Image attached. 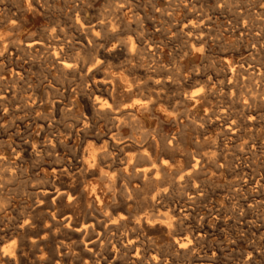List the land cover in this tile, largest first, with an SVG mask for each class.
<instances>
[{
	"label": "rangeland",
	"instance_id": "obj_1",
	"mask_svg": "<svg viewBox=\"0 0 264 264\" xmlns=\"http://www.w3.org/2000/svg\"><path fill=\"white\" fill-rule=\"evenodd\" d=\"M74 1L73 0H71V1L70 0H68V1L67 0H65V1L64 0H55V1L54 0H43V1L42 0H24V1L23 0H0V8H2V9H0V11H1L0 20L2 19L0 21V23H1L0 24V26H1L0 27V41H2V45L6 44L5 46L8 47L7 48V50H8L7 55L3 58H0V68H1L0 70L2 72L4 71L3 73L0 71V74H2V75H0V80H1L0 81L1 82L0 83V87H1L0 88L1 89L0 90V98L2 97L1 101H0V140H1L0 141V166H3L2 169L0 167V178L2 177L0 179V183H1L0 184V192L2 193V194L0 193L2 195V196L0 195V199L2 200L3 198H5L2 201L0 200V203H1L0 207H3V208H0V210L2 211V212L0 211V213H2V214H0V232L3 233V234L0 233V238H1L0 241L2 240L0 242V249L2 251V252L0 251V264H8V262H10L11 260L12 261L10 264H21L22 262H24L22 264H27V263L28 264H43V263L44 264H68V263L69 264H73V263L74 264H84V255L85 254L83 255V253H82V256H81V253H80V251L84 250L83 249L84 247L81 243V238H79V236H76L74 234V230H75L74 224L76 222L71 224V226H67V223H68L67 222V219H68L67 214L68 215L72 214L73 210H77V214H78L77 219L79 220V221H77V224L79 223L78 225H81V224L88 225L89 224L88 222H90L92 217H94L96 219H99L100 221L102 220L101 222H102L103 227H104V225L106 223H107L106 225L110 224V222L107 219H106L107 220L106 223H103L104 217L109 218V219L110 218L115 219V217L118 219L120 217L119 219H121L122 214H123L122 217H124V213L127 214L128 209H130L132 213H135L138 211L139 212L140 211H142V212L153 211V213H155V222L156 223H158V221H159L160 223H162L164 225H166V224L168 225L167 222H169V226L172 229L171 235H168L164 230H161L159 228H157L158 230H156L155 234L152 235L154 237V243H152V247H150L149 248L150 250H148V251L149 252L151 251L150 253L153 252L155 254V256H157V257H155V262H156L155 264H199V263L200 264L201 263L202 264H264V120H263L264 115H262V114H264V109H263L264 108V100H263L264 99V87H263L264 86V84H263L264 80H262V79H264V75L262 76L263 77L262 78L261 77L262 73H259V71L257 70V65H256V64L261 65L264 62V57H263V55H264V49H263L264 48V35H263V33H264V2L263 1L264 0H201V1L200 0H196V1L195 0H167V1L166 0H150V2L152 1L150 3L152 5L147 4V3H149V0H138V1L137 0H134V1L130 0L132 2L133 11L135 13L141 12L140 15L143 18L142 23L143 22L144 23L140 24L141 25V27H139L140 29L137 27L136 23H133L131 25L133 27L128 26L129 28H127V26H125V24L120 19V16H122L119 13L120 8L124 7L126 0H93V1L92 0H89V1H87V0H76V2H74ZM183 1L185 2V4L183 3ZM45 2H46V5H45ZM145 3H146V5H145ZM86 4H87L88 8L86 7ZM199 4H200V6H199ZM115 5H116V7H115ZM118 5L120 6V8ZM202 5H203V7H202ZM22 6H24V7H22ZM34 6H35V8L33 9ZM143 6L144 7L147 6V7L144 8ZM193 6H194V8H193ZM139 7H141V8H139ZM198 8L199 9L201 8V9L198 10ZM32 9H33V11H32ZM80 9H81V11H80ZM144 9H146V10H144ZM3 10L6 12L4 13ZM14 10H16L18 12L13 13ZM111 10L114 12H112ZM201 10H203V11H201ZM9 11H10L11 16L9 15ZM25 11L27 13H25ZM78 11H80V13ZM92 11H93V13H92ZM157 11H159V12H157ZM204 11L206 13H204ZM202 13L204 16L205 15L206 16L202 17L203 16ZM14 14H15V16H13ZM101 14H102V16H101ZM108 14H110V16ZM159 14H160V16H159ZM197 14H198V16H200V18L197 16ZM228 14H230V15H228ZM17 15H18V17H17ZM93 15H94V17H93ZM163 15H165V16H163ZM67 16H69V17L67 18ZM14 17H16V18H14ZM245 17H247V18L245 19ZM18 18H20V20H18ZM209 18H211L210 21H209ZM105 19L106 20L108 19L107 20L108 23L105 21ZM196 19H197V22L202 20L201 23H199V22L197 23ZM203 19L206 21V23H204L205 21ZM8 20H10L11 23H9ZM17 20H18V22H17ZM80 20H81V22H80ZM144 20H146V21H144ZM162 20H163V22H162ZM234 20H235V22H234ZM97 21H98V23H97ZM192 22H194L193 25H191ZM207 22L210 24L208 25ZM233 22H234V24L231 25ZM247 22H249V24H247ZM18 23H20L19 24L20 26L17 25ZM105 23H106V26H105ZM119 23L121 24L120 26H119ZM165 23H166V25H165ZM229 23H231V24L229 25ZM108 24H110V25H108ZM92 25L93 26L98 25V26L93 28ZM235 25H237V26H235ZM240 25H241V27H240ZM13 26H18V28L17 27L13 28ZM123 26H125V28ZM20 27H21V29H20ZM182 27L183 28L185 27V28L183 29ZM237 27H239V28H237ZM11 28H12V30H11ZM246 28H247V30H245ZM61 29H63V30H61ZM65 29H66V31H65ZM68 29H70V30H68ZM128 29L130 30V32ZM15 30H17L18 32ZM83 30L87 33H84ZM143 30H145V31H143ZM190 30H191V33H189ZM204 30H205V32H204ZM113 31H115V32H113ZM244 31L246 33H244ZM197 32L198 33L201 32V33L198 34ZM218 32H220V34ZM239 32H241V33H239ZM255 32H256V34H255ZM50 33H51L52 38L50 36ZM57 33L60 34V35H57L58 37L56 36ZM107 33H108V35H107ZM206 33H207V35H206ZM46 34H49V35H46ZM99 34H100V36H99ZM123 34L127 35V37L123 36ZM129 34L132 35V37L134 36L133 34H135V36L133 38H138V37L142 38L143 50H141V52L139 54H137L138 57H137V55H135L134 57H131V55L129 54L128 47H127V43L131 37ZM140 34L142 36H139ZM215 34H216V36H215ZM2 35H4V36H2ZM71 35H72V38L70 37ZM55 36H56V38H55ZM117 36H120L121 38L117 37ZM250 36H251V38H250ZM29 37H30V39H29ZM197 37H199L200 39ZM27 39H29V40H27ZM36 39H37V41L43 42L44 43L43 47H45V48H41L40 50L34 49V51L32 50V51L28 52V50H26V47L24 46L25 42L36 41ZM47 39L48 40L51 39V40H49V42H48ZM52 39H54L55 41ZM6 40L10 44L12 43V45H10V44L7 45L8 42ZM68 40H70V41H68ZM81 40H83V41H81ZM124 40H126V41H124ZM173 40H174V42H173ZM219 40L223 41V42H220ZM55 42L56 43L62 42V44L64 42V45H62L61 43L57 44V46L61 45L59 47H61L63 50L62 58H61V60H58V61L55 58H54L55 61L52 60L53 56L50 53V52H53V49L51 50V48H53V46L56 44ZM67 42H68V45H67ZM153 42H155V43H153ZM196 42H198V43H196ZM235 42L238 44H236ZM48 44H50V45H48ZM101 44L103 46L100 48ZM191 44L195 45V46L192 47ZM20 45H21V47H19ZM51 45H52V47H51ZM72 45H74V46H72ZM153 45H154V47H153ZM253 45L257 48H254ZM13 46H15L16 48L15 47L13 48ZM64 46H65V48H64ZM149 46H151V49L149 48ZM259 46H260V48H259ZM122 47H125V48H122ZM225 47H227V48L225 49ZM103 48L104 49L106 48V49L104 50ZM42 49H44L43 51L45 53L42 52ZM112 49L114 50V52ZM199 49H200V51H199ZM251 49H252V52H251ZM10 50L12 52L11 55H10ZM254 50H256V51H254ZM259 50L261 51V53H257V52H260ZM17 51H18V53H17ZM209 51L211 54L209 53ZM227 51L230 53H228ZM15 52L17 54H15ZM147 52L149 54H151L153 57L156 56V58H152L151 55H149ZM25 53H27L28 55ZM76 53H77V56L75 55ZM29 54H31V55L29 56ZM206 54H207V56H206ZM251 54L252 55L254 54V56H251ZM21 56H22V58L23 57L24 58L22 59ZM255 56H258L257 57L258 59ZM259 56L261 57V59L259 58ZM95 57H96V59H95ZM76 58H78L77 59L78 62H77ZM97 58L100 59V61L98 63H100L101 65L99 64L100 65L99 67L96 66L97 60H98ZM67 59L69 60L70 63L71 62H73V63L72 64L69 63V68L64 69L60 65L59 61L64 60V61H67V63H68ZM127 59H128V61H127ZM225 59H227V60H225ZM262 59H263V62H262ZM18 60H19V62H18ZM81 60H84V61H81ZM173 60H174V62L177 61V63L175 64L173 62ZM259 60H260V62H259ZM56 61L58 63H56ZM126 61L128 62V65H127ZM247 61H251V62H247ZM10 63H11V65H10ZM84 63H86V64H84ZM116 63H118V64H116ZM247 63H248V65H247ZM74 64L75 65L77 64V65L75 66ZM88 64H90V65H88ZM121 65H122V67H121ZM133 65H134V67H133ZM179 65L181 66L180 67L181 69L183 68L182 70L179 68ZM41 66H43V67H41ZM60 66L62 69L60 68ZM144 66L147 68H145ZM165 66H166V68H165ZM251 66H253V67H251ZM2 67H3V69H2ZM113 67L116 68L117 70H115ZM137 67L141 71L142 70L143 71L141 72ZM167 67H169L170 69L169 68L167 69ZM230 67L234 68L236 70V74H237L236 76H239L240 78H237L235 80L236 81L239 80L240 83H239V81L235 82V80L230 81L228 78H226L223 75L224 70L226 71L228 69H231ZM174 68H175V71H174ZM243 68H245V69H243ZM250 68H252V69H250ZM80 69H81V71H80ZM108 69H109V71H108ZM135 69H137V70H135ZM147 69H148V71H147ZM151 69H152V71H151ZM56 70L57 71L59 70V72H57ZM167 70L168 71L172 70L174 72L171 73L172 71L168 72ZM75 72H77V73H75ZM132 72H133V74H132ZM148 72H149V76H147ZM154 72H155V74H153ZM241 72L244 74H242ZM247 72L248 73L250 72L249 74H251V73L252 74L249 75ZM107 73H109V74H107ZM131 74L136 79L140 78L138 80V82L141 84V86L142 85H144V86H142V88L139 91H136L135 93H133L131 95H127V94L123 93L122 90L118 89V84H119L121 79H123V81H124L126 77L133 78ZM135 74L138 75V77H136ZM208 74H209V76H208ZM212 74H213V76H212ZM253 74H255V75H253ZM263 74H264V72H263ZM71 75L73 77L72 79H71ZM153 75H154V79H153ZM240 75H242L243 78H241ZM141 76H143V77H141ZM252 76H253V78H252ZM254 76H255V78H254ZM80 77L82 79H80ZM106 77H107V79H105ZM160 77H162V78L160 79ZM49 78H50V80H49ZM141 78H142V80H141ZM210 78H211V80H210ZM52 79H54V80H52ZM175 79H177V81H175ZM158 80H163V81H161L162 83H160L161 85L156 83ZM149 81H150V83H149ZM200 81H202V82H200ZM246 81H248V82H246ZM146 82H148L149 84ZM168 82H170V83H168ZM177 82H178V84L175 85V83H177ZM115 83H117V84L115 85ZM172 83H174V84H172ZM180 83H182V84L180 85ZM201 83H202V85H204V87L201 85ZM245 83H247V85ZM162 85L164 88L162 87ZM184 85H186V86H184ZM148 86H150V87L147 88ZM248 86L249 87L251 86L250 87L251 89ZM78 87H79V89H78ZM219 87H220V89H218ZM247 87H248V89H247ZM12 88L13 89L15 88V89L13 90ZM16 88H17V90H16ZM207 88H208V90H207ZM6 89H8V90H6ZM75 89H77V90H75ZM233 89H235V90H233ZM255 89L257 91H255ZM198 90H200L199 93H198ZM250 90L251 91L254 90L253 91L254 94L251 93ZM111 91H114V92L111 93ZM172 91H173V93L175 92V94L171 93ZM220 91H221V93H220ZM245 91H247V92H245ZM32 92H34V93H32ZM154 92L156 93L155 95L153 94ZM204 92H206V93H204ZM233 92H234V94H233ZM241 92H243V93L241 94ZM25 93H27V94H25ZM136 93H137V95H136ZM138 93L141 96H139ZM168 93H169V95H168ZM190 93L191 94L193 93V94L191 95ZM202 93H204L205 96L202 95ZM239 93L241 94V96ZM256 93H258V95ZM106 94L109 96H106ZM172 94H173V96H172ZM180 94L183 98L180 96ZM189 94L191 97H194V98L198 97V98L193 99L189 96ZM221 94H222V96H221ZM85 95H86V97H85ZM207 95L211 96L212 99L209 98V96H207ZM259 95H260V97H259ZM14 96L17 98H15ZM30 96H31V98H28ZM234 96H235V99L238 101H236L234 99ZM83 97H84V99H83ZM110 97H111V99H110ZM162 97L164 98V100ZM173 97L175 100L173 99ZM187 97H189L191 100ZM201 97L204 99H202ZM106 98H108V99H106ZM165 98L167 100H165ZM225 98H227V101H225L226 100ZM245 98H247V101L245 100ZM34 99L36 100V102ZM154 99H155V101H154ZM187 99H189V100H187ZM201 99L205 100L206 102L202 101ZM230 99H231V101H229ZM241 99H243V100L241 101ZM20 100H22V102ZM24 100H25V102H24ZM83 100H86V102H84ZM109 100H110V102H108ZM218 100H220V101H218ZM255 100H257V103H259V102L260 103L256 104ZM6 101H7V103H6ZM15 101H17V102H15ZM232 101H234V102L232 103ZM240 101L242 103H239ZM235 102L237 104L239 103L238 104L239 106ZM252 102L255 105L254 107H251V106H253ZM31 103L32 104L34 103V104L32 105ZM102 103H107L108 106L111 107L112 111L108 112V110H106V111L101 110L99 107ZM132 103L135 105L137 104L138 106L140 105L141 107L146 106L145 110L143 111L144 113L140 112V114H139V112H136V111H132L133 112L132 113L131 111L124 110L126 108V106H128L129 104H132ZM167 103H168V105H167ZM183 103L185 106L183 105ZM86 105L87 106L89 105L88 106L89 110L87 109ZM95 105H97V106H95ZM24 106H26V107H24ZM14 107L16 108V112H15ZM19 107H21V108H19ZM23 107H24V109H23ZM228 107H231V108H228ZM8 108H10V109H8ZM166 108H167V110H166ZM226 108L230 109L229 110L230 112ZM235 108L240 110L241 114ZM241 108H242V110H241ZM20 109H21V112H20ZM218 109H220V110H218ZM247 109L249 111H251V110L252 111L249 112ZM11 110H13V111H11ZM24 110H25V112H22ZM211 110L214 113H212ZM117 111L119 113H117ZM224 111H226V114ZM236 111H237V113H236ZM242 111L246 112V113L249 112V113L243 114ZM88 112H90V113H88ZM94 112H96L97 114ZM100 112L102 115L99 114ZM10 113L11 114L13 113V114L10 115ZM125 113H127V114H125ZM128 113L130 115H132V117L129 119L127 117ZM221 114L223 117L221 116ZM255 114H257V115L255 116ZM86 115H87V118H85ZM224 115H226V117ZM252 115L254 117H252ZM167 116H168V118H167ZM243 116H245V117L243 118ZM88 117H89V119H88ZM165 118H167L168 120ZM255 118H256V120H255ZM33 119H34V121H33ZM260 119H262V120H260ZM107 120L108 121L110 120V122L108 123ZM125 120H127V122ZM132 120H133V122H132ZM48 121L53 122V124L52 123L50 124ZM86 121H88L89 127L87 126L88 123ZM129 121L132 123H129ZM61 122H62V124H61ZM71 122L72 123L74 122V123L72 124ZM246 122L249 124H247ZM250 122L252 125L250 124ZM40 123H42V124H40ZM45 123L47 124V126ZM83 123L85 126L83 125ZM111 123L113 125H111ZM55 124L57 126H55ZM133 124H135V125H133ZM139 124H142V125H139ZM41 125L43 128L41 127ZM51 125H53V126H51ZM73 125L74 126L76 125L75 128ZM137 125H139V127ZM229 125L232 126V130H231V126H229ZM54 126H55V128H54ZM92 126H94V127H92ZM106 126L108 127L107 129H106ZM226 126L228 127V129L226 128ZM79 128H80V130H79ZM59 129H61V130H59ZM131 129H133V130H131ZM72 130H74V131L72 132ZM89 130L91 132H89ZM107 130L110 132H108ZM137 130L139 132L136 133L135 131H137ZM115 131L117 133H114ZM53 132H55L57 134H55V133L53 134ZM86 132H87V134H86ZM130 132H131V134H130ZM232 132H234L236 134H234ZM111 133H112V135H111ZM53 135H54V137H53ZM56 135H58L59 138ZM94 135L98 137L100 142L98 141V139ZM137 135H138V137H137ZM132 136H133L134 140H132ZM144 136H146V138ZM159 136H161V137H159ZM42 137H43V139H42ZM99 137H101V138H99ZM114 137L115 138H121L122 137L125 139L126 142H124V139H122L121 142L120 141L119 142H117V141L113 142L112 138H114ZM127 137H129L128 140H126ZM90 138H91V140H90ZM142 138H143V140H142ZM163 138L165 140H163ZM215 138H217V139H215ZM59 140H61V142ZM76 140H77V142H75ZM82 140H83V142H82ZM200 140L202 141L203 144L201 142H199ZM49 143L51 146H49ZM60 143H61V145H60ZM143 143H145V144H143ZM208 143H210V144H208ZM80 144H83V145H80ZM2 145H4V146H2ZM11 145L13 146V148L14 147L15 148L13 149ZM152 145H153V147H152ZM210 145L211 146L214 145V146L211 147ZM9 146H11V147H9ZM82 146H84V148ZM109 146H111V147H109ZM131 146H133V147H131ZM2 147H3V149H2ZM65 147H67V148H65ZM137 147L138 148H147V149L149 148L151 150V152L153 151L152 153L155 156L156 161L159 164L163 163L165 165V168L162 170V172L158 178V181L157 182L155 181V183H156L155 184V187H156L155 193L158 191V192H161V195H162V196L160 195L159 197H155V199H156L155 200V206L156 207H148L144 203L145 198L149 197L150 196L149 194L152 191L151 185H149V186L147 185L146 187L144 186L143 188L142 187L139 188L137 191L134 192V195H133L134 197H133V199H131L132 201L128 204L129 207H128V205L123 206L125 204L124 199H123L125 197L124 196V190L122 187V178H123L122 177V175H123L122 170L124 169V157H125V154L134 151ZM167 147H168V149H167ZM201 147H202V149H201ZM231 147H232V149H231ZM42 148H44V150H42ZM101 148H103V149H101ZM128 148H129V150H128ZM130 148H132V150ZM163 148L164 149L166 148V149L164 150ZM19 149H20V151H19ZM39 149L41 151H39ZM50 149L52 151L54 149L53 153L54 152L55 153L53 154ZM63 149L64 150L69 149V151L68 150L63 151ZM48 150H50V151H48ZM94 150L97 153H95ZM173 151H175V152L172 153ZM79 152H80V154H79ZM101 152H103V153H101ZM107 152L110 155L107 154ZM175 153H177V156ZM69 154L72 156L74 155V156L72 157ZM93 154L98 155L96 158L98 159L99 163L95 167L96 172L94 174L88 175L87 174V167L92 163V160L94 159ZM119 154H120V156H119ZM167 154H169V155H167ZM209 154H210V156H209ZM49 155L53 158H51ZM53 155L56 158L59 157V160L54 158ZM77 155H79L80 158ZM121 155H122V157H121ZM211 155H212V157H211ZM188 156H189V158H188ZM195 156H197V157H195ZM213 156L215 159L213 158ZM226 156H227V158H226ZM1 157H2V160H1ZM84 157H85V159H84ZM100 157H102V158L100 159ZM104 157H105V159H104ZM160 157H161V159H160ZM200 157L203 160L200 159ZM216 157H218V159ZM49 158H50V160H49ZM106 158H108L109 160L108 159L106 160ZM60 159H62V160H60ZM89 159H90V162L88 161ZM99 159L101 160V162L103 160L104 161L101 163ZM216 159L219 161H217ZM24 160H25V162H24ZM41 160H43L44 162H42ZM120 160H123V161H120ZM200 160H202V164L200 163ZM108 161H109V163H107ZM194 162H195V164H198L195 167H194ZM38 163H40V164H38ZM56 164H58V165H56ZM171 164H173V165H171ZM230 164H232V165L230 166ZM11 165H12V167H11ZM222 165H224V166L221 167ZM55 166H57V167H55ZM61 166H63V167H61ZM82 166H83V169H82ZM250 166H251V168H250ZM205 167H206V169H205ZM62 168H66L68 175L70 174L69 175V183L72 182L71 184L73 186L72 190L69 193V195L71 194L70 195L71 196L70 197L71 202L68 201V195L64 197L65 200H63V201H57L56 200L54 203L53 202L51 203V201L49 203L48 202L45 203L46 201L41 202L40 200H43V199L39 195V191L46 188L45 186H47V188H49V189H51L50 187H52V189H51L52 193L57 192L58 190H60V188L62 189L63 182L65 180L64 179L60 180L59 177H57V174L55 172L56 170H59ZM114 168H116V169H114ZM230 168L232 170L233 169L234 170L232 171ZM202 169H204V170H202ZM1 170H2V172H1ZM115 170H116V172H115ZM200 170H202L203 172ZM243 171H244V173H243ZM15 172H17V173H15ZM6 173H7V175H6ZM12 174H15L14 178H13ZM83 174L84 175L86 174L85 175L86 177L83 176ZM104 175L106 176V178ZM80 176L83 178H80ZM3 177H5L6 179ZM71 177H72V179H70ZM76 177H78V178H76ZM51 178L56 179V181L51 179ZM165 178H166V180H165ZM168 179H170V181ZM3 180H4V182H2ZM45 180L49 181V183H47V181L45 182ZM52 180L55 182H53ZM100 180H102V181H100ZM109 180H111V182ZM113 181H115V182H113ZM60 182H62V184ZM108 182H110V184H108ZM77 183H79L81 185H79ZM2 184H4V185L2 186ZM114 184H115V187H113ZM42 185L43 186L45 185V186L43 187ZM78 186H81V187H78ZM3 187H6V188L3 189ZM74 187H76V188H74ZM103 188H104V190H103ZM108 188H111V189L109 190ZM227 188H228V190H227ZM76 190H78V191H76ZM24 191H27V193ZM120 191H122L123 193L122 192L120 193ZM147 191H149L150 193ZM33 192H35V193H33ZM74 193H75V195H74ZM136 193L138 196L136 195ZM15 194H17V195H15ZM31 194H32V197H31ZM135 196H137V197H135ZM139 196H141L142 199H144V200H142L141 197H139ZM34 197H36V198H34ZM76 197H77V199H76ZM95 197H97L99 199V201H100L99 203L94 202ZM118 197H120V198H118ZM143 197H145V198H143ZM79 198H80V200H79ZM157 198L159 201L157 200ZM119 200H120V202H119ZM189 200H190V202H189ZM195 200H196V202H195ZM121 201H122V204H121ZM61 203H63V205ZM32 204L35 205V207L32 206ZM39 204H40V206H39ZM47 204H48V206H47ZM73 204H75V205H73ZM9 205L11 208L9 207ZM65 205H67V207ZM71 205H72V208H71ZM61 206H62V208H61ZM82 206L85 207V208L83 207L84 210L81 209ZM113 206H114V208H113ZM174 206H176V207H174ZM5 208H7V209H5ZM143 208L145 210H143ZM157 208H159V209L157 210ZM160 208H162V210ZM176 208H178V209H176ZM28 209H30V211ZM43 209H44V211H43ZM71 209H73V210H71ZM80 209L83 211H81ZM112 209H114L115 211L113 212ZM118 209H120V210H118ZM13 210H14V212H13ZM21 210H22V212H21ZM27 211H29V212H27ZM57 211H59L60 213ZM123 211H124V213H123ZM163 211H165V212H163ZM35 212L38 213V215L36 213L37 216H35ZM184 212H186V213H184ZM31 213H32V215H31ZM57 213H58V215H57ZM163 213H165V214H163ZM174 213H175V215H174ZM26 214H29V215H26ZM62 215L63 216L66 215V217H63ZM160 215H161V217H160ZM164 215H166V216H164ZM168 215H169V217H168ZM78 216L80 218H78ZM45 217H47V218H45ZM9 218H10V221H9ZM2 219L4 221H2ZM187 219H189V220H187ZM18 225H19V227H21V226L22 227L19 228ZM191 225H192V227H191ZM51 227H52V229H51ZM9 229H11V232L9 231ZM44 229H45V231H44ZM53 229L55 230V232L53 231ZM50 230H51V232H50ZM211 230L213 231V233H211L212 232ZM21 231H22V233H21ZM36 231H37V233H36ZM203 231H205V233H203ZM56 232H57V234H55ZM206 232H208V233H206ZM7 233H9V234H7ZM60 233H63V235H65L67 238ZM4 234H7V235H4ZM40 234H42V235H40ZM53 234H54V236H53ZM23 235H24L25 240L23 238ZM59 235H61V236H59ZM36 236L38 238H36ZM71 236L72 237L75 236V237H73V239L76 238V240L75 239L73 240L71 238ZM112 236L114 238V241H116V243L118 242L117 247L115 246V248H114L113 245H111L110 243H107V244H104L102 251H99L100 250L99 247L97 248L98 253L102 257L101 258L102 262L100 264H115V263H117V264H124V263L125 264H148L146 261H142V263L141 262H134V260L136 259L133 257L134 253H132L134 250L131 249V250L126 251L120 245L121 241H120L119 235L118 234L112 235V232H109L108 237H112ZM175 238H182V239L184 238L183 241L185 240V242L187 243L188 249L186 251L179 249L174 244ZM7 239H9V242ZM21 239H23V240H21ZM31 239H33V240L31 241ZM33 241L36 243L33 244L32 243ZM65 241H67V242H65ZM69 241H72V242H70L71 244L69 243ZM31 243H32V245H31ZM42 243H43V245H42ZM196 243H197V245H196ZM12 244H14V245H12ZM38 244H40L43 247H41ZM56 244H58L60 247ZM69 245H70V248H71V245H73L74 247L77 248L76 251L77 250L79 251V252L77 251L78 255L76 254L75 251L72 252V250L69 249ZM57 246L59 247V249ZM61 246H62V249H61ZM9 247H11V248H9ZM9 249H11V250H9ZM36 249H37V251H36ZM51 249H53V252H51ZM122 249L124 252H122ZM18 251H19V253H18ZM119 252H121V253H119ZM125 252H128V253H125ZM53 254H54V257H53ZM73 255L77 259L78 258L79 259L78 260L75 259V257ZM112 255H115V257H113ZM80 256H81V258H80ZM105 256H107L108 259H105L104 258ZM12 257H13V259H12ZM47 257H48V259H47ZM127 257H128V260H127ZM52 258H53V260H52ZM67 258L70 262L67 260ZM107 261L109 263H107ZM158 261H159V263H157ZM150 264H154V263H150Z\"/></svg>",
	"mask_w": 264,
	"mask_h": 264
},
{
	"label": "bare ground",
	"instance_id": "obj_2",
	"mask_svg": "<svg viewBox=\"0 0 264 264\" xmlns=\"http://www.w3.org/2000/svg\"><path fill=\"white\" fill-rule=\"evenodd\" d=\"M24 1V0H23ZM43 1V0H42ZM55 1V0H54ZM65 1V0H64ZM68 1V0H67ZM71 1V0H70ZM74 1V0H73ZM87 1H89V0H87ZM93 1V0H92ZM134 1V0H133ZM138 1V0H137ZM167 1V0H166ZM196 1V0H195ZM201 1V0H200ZM36 2V1H35ZM49 2V1H48ZM74 2H76V0L74 1ZM120 2V1H119ZM124 2V1H123ZM152 2V1H151ZM150 2V0H149V3H147V4H150L151 3ZM169 2V1H168ZM174 2V1H173ZM262 2V1H261ZM264 2V1H263ZM68 3V2H67ZM71 3V2H70ZM137 3V2H136ZM154 3V2H153ZM183 3L185 4V2L183 1ZM188 3V2H187ZM28 4V3H27ZM50 4V3H49ZM75 4V3H74ZM82 4V3H81ZM89 4V3H88ZM193 4V3H192ZM203 4V3H202ZM35 5V4H34ZM38 5V4H37ZM45 5H46V2H45ZM113 5V4H112ZM122 5V4H121ZM134 5V4H133ZM145 5H146V3H145ZM150 5H152V4H150ZM205 5V4H204ZM3 6V5H2ZM8 6V5H7ZM52 6V5H51ZM92 6V5H91ZM110 6V5H109ZM119 6V5H118ZM199 6H200V4H199ZM10 7V6H9ZM13 7V6H12ZM22 7H24V6H22ZM47 7V6H46ZM50 7V6H49ZM57 7V6H56ZM79 7V6H78ZM86 7H87V4H86ZM105 7V6H104ZM115 7H116V5H115ZM144 7V6H143ZM147 7V6H146ZM146 7H144V8H146ZM202 7H203V5H202ZM201 7V8H202ZM35 8V6L33 7V9ZM52 8V7H51ZM82 8V7H81ZM88 8V7H87ZM119 8H120V6H119ZM136 8V7H135ZM139 8H141V7H139ZM150 8V7H149ZM154 8V7H153ZM193 8H194V6H193ZM200 8V9H201ZM0 9H2V8H0ZM13 9V8H12ZM11 9V10H12ZM33 9H32V11H33ZM49 9V8H48ZM53 9V8H52ZM57 9V8H56ZM68 9V8H67ZM110 9V8H109ZM114 9V8H113ZM137 9V8H136ZM152 9V8H151ZM157 9V8H156ZM199 8H198V10H200ZM206 9V8H205ZM55 10V9H54ZM60 10V9H59ZM64 10V9H63ZM66 10V9H65ZM85 10V9H84ZM83 10V11H84ZM90 10V9H89ZM144 10H146V9H144ZM193 10V9H192ZM207 10V9H206ZM205 10V11H206ZM4 11V10H3ZM13 11V10H12ZM11 11V12H12ZM27 11V10H26ZM25 11V13H27ZM43 11V10H42ZM80 11H81V9H80ZM80 11H78L79 13H80ZM82 11V12H83ZM112 11V10H111ZM119 11V10H118ZM153 11V10H152ZM151 11V12H152ZM156 11V10H155ZM160 11V10H159ZM159 11H157V12H159ZM201 11H203V10H201ZM204 11V13H206ZM257 11V10H256ZM6 11H4V13H5ZM15 12H18V11H16V10H14V12L13 13H15ZM101 12V11H100ZM112 12H114V11H112ZM263 12V11H262ZM0 13H1V11H0ZM3 13V14H4ZM12 13V14H13ZM52 13V12H51ZM61 13V12H60ZM84 13V12H83ZM92 13H93V11H92ZM108 13V12H107ZM122 16H120V19L122 20V22L125 24V26H127V28H129L128 26H131L133 23H136V25H137V27L139 28V27H141V23H142V21H143V18H142V16L140 15V13L139 12H137V13H135L134 11H133V9H132V2L130 1V0H126V2H125V4H124V7H121L120 8V12H119ZM143 13V12H142ZM167 13V12H166ZM208 13V12H207ZM221 13V12H220ZM257 13V12H256ZM65 14V13H64ZM170 14V13H169ZM200 14V13H199ZM259 14V13H258ZM9 15H10V11H9ZM8 15V16H9ZM21 15V14H20ZM23 15V14H22ZM109 16H110V14H108ZM154 15V14H153ZM173 15V14H172ZM202 15H203V13H202ZM228 15H230V14H228ZM11 16V15H10ZM13 16H15V14L13 15ZM12 16V17H13ZM52 16V15H51ZM78 16V15H77ZM101 16H102V14H101ZM100 16V17H101ZM159 16H160V14H159ZM163 16H165V15H163ZM197 16H198V14H197ZM206 16V15H205ZM204 15L202 16V17H205ZM208 16V15H207ZM7 17V16H6ZM17 17H18V15H17ZM65 17V16H64ZM69 16H67V18H68ZM93 17H94V15H93ZM112 17V16H111ZM110 17V18H111ZM144 17V16H143ZM153 17V16H152ZM170 17V16H169ZM194 17V16H193ZM196 17V16H195ZM199 18H200V16H198ZM211 17V16H210ZM231 17V16H230ZM9 18V17H8ZM14 18H16V17H14ZM21 18V17H20ZM20 18H18V20H20ZM247 17H245V19H246ZM254 18V17H253ZM85 19V18H84ZM92 19V18H91ZM90 19V20H91ZM115 19V18H114ZM146 19V18H145ZM210 19L211 18H209V21H210ZM232 19V18H231ZM2 20V19H1ZM0 20V21H1ZM4 20V19H3ZM7 20V19H6ZM13 20V19H12ZM18 20H17V22H18ZM60 20V19H59ZM63 20V19H62ZM69 20V19H68ZM86 20V19H85ZM89 20V19H88ZM108 20V19H107ZM107 20L105 19V21L107 22ZM148 20V19H147ZM175 20V19H174ZM191 20V19H190ZM199 20V19H198ZM204 20V19H203ZM207 20V19H206ZM9 21V23H11V21L10 20H8ZM71 21V20H70ZM103 21V20H102ZM111 21V20H110ZM116 21V20H115ZM144 21H146V20H144ZM150 21V20H149ZM202 21V20H201ZM201 21H198L199 23H201ZM205 21V20H204ZM229 21V20H228ZM64 22V21H63ZM80 22H81V20H80ZM91 22V21H90ZM112 22V21H111ZM162 22H163V20H162ZM196 22H197V19H196ZM197 22V23H198ZM230 22V21H229ZM234 22H235V20H234ZM234 22L231 24V23H229V25L231 24V25H233L234 24ZM14 23V22H13ZM16 23V22H15ZM89 23V22H88ZM97 23H98V21H97ZM96 23V24H97ZM108 23V22H107ZM144 23V22H143ZM142 23V24H143ZM148 23V22H147ZM193 23L194 22H192L191 23V25H193ZM196 23V24H197ZM204 23H206V21L204 22ZM208 23V22H207ZM1 24V23H0ZM20 23H18L17 25H19ZM70 24V23H69ZM77 24V23H76ZM116 24V23H115ZM154 24V23H153ZM185 24V23H184ZM210 23H208V25H209ZM247 24H249V22H247ZM253 24V23H252ZM22 25V24H21ZM86 25V24H85ZM90 25V24H89ZM108 25H110V24H108ZM121 24L119 23V26H120ZM155 25V24H154ZM164 25V24H163ZM165 25H166V23H165ZM201 25V24H200ZM206 25V24H205ZM20 26V25H19ZM93 26V25H92ZM98 26V25H97ZM97 26H93V28L94 27H97ZM105 26H106V23H105ZM125 26H123L124 28H125ZM145 26V25H144ZM157 26V25H156ZM155 26V27H156ZM235 26H237V25H235ZM239 26V25H238ZM1 27V26H0ZM14 27H17L18 28V26H13V28ZM22 27V26H21ZM21 27H20V29H21ZM74 27V26H73ZM78 27V26H77ZM116 27V26H115ZM118 27V26H117ZM131 27H133V26H131ZM153 27V26H152ZM151 27V28H152ZM193 27V26H192ZM199 27V26H198ZM211 27V26H210ZM232 27V26H231ZM240 27H241V25H240ZM245 27V26H244ZM252 27V26H251ZM63 28V27H62ZM89 28V27H88ZM103 28V27H102ZM123 28V29H124ZM136 28V27H135ZM144 28V27H143ZM163 28V27H162ZM183 28V27H182ZM185 28V27H184ZM183 28V29H184ZM191 28V27H190ZM228 28V27H227ZM237 28H239V27H237ZM248 28V27H247ZM247 28L245 29V30H247ZM19 29V30H20ZM82 29V28H81ZM85 29V28H84ZM98 29V28H97ZM132 29V28H131ZM140 29V28H139ZM155 29V28H154ZM182 29V30H183ZM201 29V28H200ZM208 29V28H207ZM11 30H12V28H11ZM38 30V29H37ZM44 30V29H43ZM61 30H63V29H61ZM68 30H70V29H68ZM80 30V29H79ZM90 30V29H89ZM88 30V31H89ZM113 30V29H112ZM117 30V29H116ZM115 30V31H116ZM129 30V29H128ZM209 30V29H208ZM251 30V29H250ZM10 31V30H9ZM15 31H17V30H15ZM42 31V30H41ZM46 31V30H45ZM65 31H66V29H65ZM84 31V30H83ZM107 31V30H106ZM115 31H113V32H115ZM118 31V30H117ZM121 31V30H120ZM124 31V30H123ZM143 31H145V30H143ZM185 31V30H184ZM196 31V30H195ZM194 31V32H195ZM210 31V30H209ZM232 31V30H231ZM241 31V30H240ZM12 32V31H11ZM18 32V31H17ZM47 32V31H46ZM58 32V31H57ZM129 32H130V30H129ZM140 32V31H139ZM193 32V31H192ZM204 32H205V30H204ZM213 32V31H212ZM237 32V31H236ZM242 32V31H241ZM241 32H239V33H241ZM253 32V31H252ZM261 32V31H260ZM14 33V32H13ZM84 33H87V32H85L84 31ZM109 33V32H108ZM108 33H107V35H108ZM117 33V32H116ZM115 33V34H116ZM142 33V32H141ZM146 33V32H145ZM164 33V32H163ZM175 33V32H174ZM189 33H191V30H190V32ZM198 33V32H197ZM201 33V32H200ZM200 33H198V34H200ZM219 34H220V32H218ZM243 33V32H242ZM244 33H246L245 31H244ZM254 33V32H253ZM45 34V33H44ZM65 34V33H64ZM68 34V33H67ZM66 34V35H67ZM111 34V33H110ZM139 34V33H138ZM137 34V35H138ZM183 34V33H182ZM214 34V33H213ZM252 34V33H251ZM250 34V35H251ZM255 34H256V32H255ZM31 35V34H30ZM46 35H49V34H46ZM57 35H60V34H56V36ZM88 35V34H87ZM92 35V34H91ZM96 35V34H95ZM121 35V34H120ZM130 35V34H129ZM134 36H135V34H133ZM192 35V34H191ZM194 35V34H193ZM206 35H207V33H206ZM205 35V36H206ZM218 35V34H217ZM235 35V34H234ZM245 35V34H244ZM258 35V34H257ZM263 35H264V33H263ZM2 36H4V35H2ZM15 36V35H14ZM50 36H51V33H50ZM56 36H55V38H56ZM77 36V35H76ZM83 36V35H82ZM93 36V35H92ZM99 36H100V34H99ZM122 36V35H121ZM123 36H126L127 37V35H124L123 34ZM131 36V37H130ZM129 37H130V39H129V41H128V43H127V47H128V51H129V54L131 55V57H134L135 55H137V54H139L140 52H141V50H143V47H142V44H143V42H142V38H140V37H138V38H133L132 37V35H130ZM139 36H142L141 34L139 35ZM215 36H216V34H215ZM221 36V35H220ZM219 36V37H220ZM243 36V35H242ZM241 36V37H242ZM8 37V36H7ZM49 37V36H48ZM58 37V36H57ZM66 37V36H65ZM69 37V36H68ZM71 38H72V35L70 36ZM69 37V38H70ZM79 37V36H78ZM98 37V36H97ZM108 37V36H107ZM112 37V36H111ZM117 37H120V36H117ZM116 37V38H117ZM137 37V36H136ZM146 37V36H145ZM177 37V36H176ZM190 37V36H189ZM253 37V36H252ZM6 38V37H5ZM33 38V37H32ZM31 38V39H32ZM41 38V37H40ZM44 38V37H43ZM50 38V37H49ZM51 38H52V36H51ZM54 38V37H53ZM95 38V37H94ZM115 38V37H114ZM121 38V37H120ZM191 38V37H190ZM193 38V37H192ZM196 38V37H195ZM197 38H199V37H197ZM221 38V37H220ZM250 38H251V36H250ZM2 39V38H1ZM10 39V38H9ZM29 39H30V37H29ZM29 39H27V40H29ZM38 39V38H37ZM37 39H36V41H27V42H25V44H24V46L26 47V50H28V52L29 51H34V49L36 50V49H38V50H40L41 48H45V47H43L44 46V43L43 42H41V41H37ZM46 39V38H45ZM61 39V38H60ZM78 39V38H77ZM87 39V38H86ZM200 39V38H199ZM203 39V38H202ZM222 39V38H221ZM12 40V39H11ZM40 40V39H39ZM42 40V39H41ZM44 40V39H43ZM48 40V39H47ZM49 40H51V39H49ZM49 40H48V42H49ZM52 40H54V39H52ZM72 40V39H71ZM127 40V39H126ZM126 40H124V41H126ZM176 40V39H175ZM207 40V39H206ZM218 40V39H217ZM216 40V41H217ZM242 40V39H241ZM240 40V41H241ZM7 41V40H6ZM45 41V40H44ZM55 41V40H54ZM64 41V40H63ZM68 41H70V40H68ZM81 41H83V40H81ZM119 41V40H118ZM117 41V42H118ZM122 41V40H121ZM208 41V40H207ZM220 41V40H219ZM8 42V41H7ZM46 42V41H45ZM66 42V41H65ZM106 42V41H105ZM108 42V41H107ZM151 42V41H150ZM173 42H174V40H173ZM199 42V41H198ZM198 42H196V43H198ZM201 42V41H200ZM203 42V41H202ZM220 42H223V41H220ZM257 42V41H256ZM255 42V43H256ZM56 43V42H55ZM54 43V44H55ZM59 43V42H58ZM58 43H56L54 46H53V48H51L52 47V45H51V50L53 49V52H50L51 54H52V56H53V59L52 60H54L55 61V59H57V61L58 60H61V58H62V52H63V50H62V48L61 47H59V46H61V45H59V46H57V44ZM61 44H62V42H60ZM59 43V44H60ZM80 43V42H79ZM114 43V42H113ZM124 43V42H123ZM153 43H155V42H153ZM166 43V42H165ZM193 43V42H192ZM236 43V42H235ZM10 43L8 42V44L7 45H9ZM18 44V43H17ZM81 44V43H80ZM83 44V43H82ZM118 44V43H117ZM190 44V43H189ZM194 44V43H193ZM202 44V43H201ZM236 44H238V43H236ZM6 45V44H5ZM4 44L2 45V41H0V58H3V57H5L6 55H7V53H8V50H7V48L8 47H6ZM10 45H12V43L10 44ZM47 45V44H46ZM48 45H50V44H48ZM62 45H64V42H63V44ZM67 45H68V42H67ZM125 45V44H124ZM166 45V44H165ZM188 45V44H187ZM192 45V44H191ZM190 45V46H191ZM200 45V44H199ZM263 45V44H262ZM16 46V45H15ZM15 46H13V48L15 47ZM18 46V45H17ZM72 46H74V45H72ZM103 45L101 44V46H100V48L102 47ZM111 46V45H110ZM121 46V45H120ZM152 46V45H151ZM151 46H149V48L151 49ZM193 46H195V45H192V47ZM220 46V45H219ZM228 46V45H227ZM250 46V45H249ZM248 46V47H249ZM254 46V45H253ZM19 47H21V45L19 46ZM24 47V48H25ZM115 47V46H114ZM153 47H154V45H153ZM152 47V48H153ZM201 47V46H200ZM262 47V46H261ZM16 48V47H15ZM23 48V49H24ZM64 48H65V46H64ZM71 48V47H70ZM122 48H125V47H122ZM195 48V47H194ZM197 48V47H196ZM220 48V47H219ZM222 48V47H221ZM227 47H225V49H226ZM251 48V47H250ZM249 48V49H250ZM254 48H257V47H255L254 46ZM259 48H260V46H259ZM19 49V48H18ZM90 49V48H89ZM98 49V48H97ZM104 49V48H103ZM106 49V48H105ZM104 49V50H105ZM109 49V48H108ZM168 49V48H167ZM190 49V48H189ZM209 49V48H208ZM264 49V48H263ZM12 50V49H11ZM11 50H10V55H11ZM21 50V49H20ZM44 49H42V52H44L43 51ZM49 50V49H48ZM67 50V49H66ZM69 50V49H68ZM113 50V49H112ZM178 50V49H177ZM195 50V49H194ZM212 50V49H211ZM23 51V50H22ZM21 51V52H22ZM65 51V50H64ZM72 51V50H71ZM92 51V50H91ZM102 51V50H101ZM121 51V50H120ZM125 51V50H124ZM127 51V52H128ZM146 51V50H145ZM144 51V52H145ZM162 51V50H161ZM175 51V50H174ZM199 51H200V49H199ZM198 51V52H199ZM250 51V50H249ZM254 51H256V50H254ZM260 51V50H259ZM20 52V51H19ZM25 52V51H24ZM69 52V51H68ZM113 52H114V50H113ZM112 52V53H113ZM170 52V51H169ZM228 52V51H227ZM226 52V53H227ZM251 52H252V49H251ZM17 53H18V51H17ZM16 52H15V54H17ZM45 53V52H44ZM47 53V52H46ZM90 53V52H89ZM101 53V52H100ZM103 53V52H102ZM146 53V52H145ZM148 53V52H147ZM182 53V52H181ZM204 53V52H203ZM209 53H210V51H209ZM208 53V54H209ZM228 53H230V52H228ZM257 53H261V51L260 52H257ZM25 54H27V53H25ZM24 54V55H25ZM37 54V53H36ZM43 54V53H42ZM115 54V53H114ZM149 54V53H148ZM147 54V55H148ZM158 54V53H157ZM191 54V53H190ZM211 54V53H210ZM213 54V53H212ZM28 55V54H27ZM31 54H29V56H30ZM40 55V54H39ZM45 55V54H44ZM67 55V54H66ZM76 56H77V53L75 54ZM80 55V54H79ZM90 55V54H89ZM88 55V56H89ZM149 55H151V54H149ZM179 55V54H178ZM217 55V54H216ZM225 55V54H224ZM257 55V54H256ZM263 55V54H262ZM17 56V55H16ZM19 56V55H18ZM51 56V57H52ZM107 56V55H106ZM206 56H207V54H206ZM251 56H254V54L252 55L251 54ZM261 56V55H260ZM259 56V58L261 59V57ZM32 57V56H31ZM34 57V56H33ZM45 57V56H44ZM47 57V56H46ZM49 57V56H48ZM105 57V56H104ZM128 57V56H127ZM137 57H138V55H137ZM151 57L152 58H156V56L155 57H153L152 55H151ZM162 57V56H161ZM173 57V56H172ZM256 58L258 57V56H255ZM263 57H264V55H263ZM21 58H22V56H21ZM24 58V57H23ZM22 58V59H23ZM55 58V59H54ZM107 58V57H106ZM105 58V59H106ZM129 58V57H128ZM9 59V58H8ZM7 59V60H8ZM33 59V58H32ZM64 59V58H63ZM78 58H76V60H77ZM83 59V58H82ZM85 59V58H84ZM87 59V58H86ZM95 59H96V57H95ZM98 59V58H97ZM111 59V58H110ZM120 59V58H119ZM159 59V58H158ZM171 59V58H170ZM252 59V58H251ZM258 59V58H257ZM15 60V59H14ZM41 60V59H40ZM50 60V59H49ZM68 60V59H67ZM121 60V59H120ZM131 60V59H130ZM148 60V59H147ZM203 60V59H202ZM225 60H227V59H225ZM239 60V59H238ZM16 61V60H15ZM46 61V60H45ZM56 61V63H58ZM81 61H84V60H81ZM100 61V59H98L97 60V64H96V66L97 67H99L101 64L100 63H98ZM103 61V60H102ZM119 61V60H118ZM127 61H128V59H127ZM126 61V62H127ZM155 61V60H154ZM208 61V60H207ZM256 61V60H255ZM9 62V61H8ZM18 62H19V60H18ZM47 62V61H46ZM50 62V61H49ZM60 62V65L64 68V69H68L69 68V60H68V63H67V61H64V60H62V61H59ZM77 62H78V60H77ZM106 62V61H105ZM112 62V61H111ZM123 62V61H122ZM158 62V61H157ZM161 62V61H160ZM172 62V61H171ZM173 62H174V60H173ZM225 62V61H224ZM247 62H251V61H247ZM258 62V61H257ZM256 62V63H257ZM259 62H260V60H259ZM258 62V63H259ZM262 62H263V59H262ZM261 62V63H262ZM4 63V62H3ZM16 63V62H15ZM44 63V62H43ZM51 63V62H50ZM53 63V62H52ZM73 62H71L70 64H72ZM82 63V62H81ZM103 63V62H102ZM119 63V62H118ZM118 63H116V64H118ZM149 63V62H148ZM153 63V62H152ZM175 64L177 63V61L176 62H174ZM223 63V62H222ZM253 63V62H252ZM255 63V62H254ZM40 64V63H39ZM78 64V63H77ZM76 64V65H77ZM84 64H86V63H84ZM94 64V63H93ZM100 64V65H99ZM123 64V63H122ZM242 64V63H241ZM10 65H11V63H10ZM9 65V66H10ZM75 65V64H74ZM75 65V66H76ZM88 65H90V64H88ZM127 65H128V62H127ZM154 65V64H153ZM161 65V64H160ZM167 65V64H166ZM174 65V64H173ZM230 65V64H229ZM247 65H248V63H247ZM257 65V70L259 71V73H262V75H261V77L264 75L263 74V72H264V62L260 65V64H256ZM6 66V65H5ZM8 66V65H7ZM15 66V65H14ZM57 66V65H56ZM61 66H60V68H61ZM71 66V65H70ZM82 66V65H81ZM85 66V65H84ZM95 66V65H94ZM125 66V65H124ZM149 66V65H148ZM177 66V65H176ZM243 66V65H242ZM245 66V65H244ZM41 67H43V66H41ZM72 67V66H71ZM86 67V66H85ZM115 67V66H114ZM113 67V68H114ZM121 67H122V65H121ZM126 67V66H125ZM133 67H134V65H133ZM145 67V66H144ZM156 67V66H155ZM170 67V66H169ZM169 67H167V69L169 68ZM181 66L179 65V68H180ZM235 67V66H234ZM251 67H253V66H251ZM82 68V67H81ZM109 68V67H108ZM120 68V67H119ZM138 68V67H137ZM145 68H147V67H145ZM149 68V67H148ZM165 68H166V66H165ZM204 68V67H203ZM231 68V67H230ZM255 68V67H254ZM1 69V68H0ZM2 69H3V67H2ZM15 69V68H14ZM23 69V68H22ZM62 69V68H61ZM60 69V70H61ZM115 70H117L116 68H114ZM130 69V68H129ZM139 69V68H138ZM170 69V68H169ZM181 69V68H180ZM179 69V70H180ZM183 69V68H182ZM181 69V70H182ZM212 69V68H211ZM243 69H245V68H243ZM250 69H252V68H250ZM256 69V68H255ZM7 70V69H6ZM16 70V69H15ZM98 70V69H97ZM124 70V69H123ZM133 70V69H132ZM135 70H137V69H135ZM140 70V69H139ZM154 70V69H153ZM1 71V70H0ZM12 71V70H11ZM17 71V70H16ZM32 71V70H31ZM57 71V70H56ZM74 71V70H73ZM80 71H81V69H80ZM88 71V70H87ZM107 71V70H106ZM108 71H109V69H108ZM121 71V70H120ZM134 71V70H133ZM141 71V70H140ZM143 71V70H142ZM141 71V72H142ZM146 71V70H145ZM147 71H148V69H147ZM151 71H152V69H151ZM168 71V70H167ZM170 71V70H169ZM168 71V72H169ZM172 71V70H171ZM170 71V72H171ZM174 71H175V68H174ZM174 71H172L171 73H173ZM178 71V70H177ZM256 71V70H255ZM254 71V72H255ZM2 72V71H1ZM4 72V71H3ZM2 72V73H3ZM57 72H59V70L57 71ZM93 72V71H92ZM99 72V71H98ZM97 72V73H98ZM131 72V71H130ZM129 72V73H130ZM165 72V71H164ZM199 72V71H198ZM203 72V71H202ZM243 72V71H242ZM241 72V73H242ZM253 72V71H252ZM75 73H77V72H75ZM110 73V72H109ZM109 73H107V74H109ZM136 73V72H135ZM147 73V72H146ZM177 73V72H176ZM207 73V72H206ZM205 73V74H206ZM248 73V72H247ZM250 73V72H249ZM248 73V74H249ZM16 74V73H15ZM81 74V73H80ZM95 74V73H94ZM106 74V75H107ZM111 74V73H110ZM132 74H133V72H132ZM131 74V75H132ZM138 74V73H137ZM153 74H155V72L153 73ZM166 74V73H165ZM170 74V73H169ZM182 74V73H181ZM196 74V73H195ZM194 74V75H195ZM198 74V73H197ZM204 74V75H205ZM242 74H244V73H242ZM247 74V75H248ZM252 74V73H251ZM251 74H249V75H251ZM0 75H2V74H0ZM13 75V74H12ZM59 75V74H58ZM82 75V74H81ZM85 75V74H84ZM91 75V74H90ZM102 75V74H101ZM128 75V74H127ZM136 75V74H135ZM134 75V76H135ZM161 75V74H160ZM193 75V74H192ZM200 75V74H199ZM223 75L226 77V78H228L230 81L231 80H235V79H237V78H240L239 76H236L237 74H236V70L234 69V68H231V69H228V70H224V72H223ZM246 75V74H245ZM253 75H255V74H253ZM260 75V74H259ZM46 76V75H45ZM62 76V75H61ZM66 76V75H65ZM103 76V75H102ZM113 76V75H112ZM130 76V75H129ZM147 76H149V72H148V75ZM152 76V75H151ZM203 76V75H202ZM206 76V75H205ZM208 76H209V74H208ZM212 76H213V74H212ZM211 76V77H212ZM241 76V78H243L242 77V75H240ZM60 77V76H59ZM63 77V76H62ZM79 77V76H78ZM87 77V76H86ZM97 77V76H96ZM132 77H133V75H132ZM136 77H138V75H136ZM141 77H143V76H141ZM169 77V76H168ZM192 77V76H191ZM260 77V78H261ZM43 78V77H42ZM46 78V77H45ZM67 78V77H66ZM65 78V79H66ZM73 77H72V75H71V79H72ZM114 78V77H113ZM147 78V77H146ZM145 78V79H146ZM151 78V77H150ZM162 77H160V79H161ZM170 78V77H169ZM175 78V77H174ZM209 78V77H208ZM245 78V77H244ZM247 78V77H246ZM252 78H253V76H252ZM254 78H255V76H254ZM263 78V77H262ZM64 79V78H63ZM75 79V78H74ZM80 79H82L81 77H80ZM84 79V78H83ZM87 79V78H86ZM105 79H107V77L105 78ZM140 79V78H139ZM139 79H136V78H130V77H126L125 78V80L123 81V79H121L120 80V82H119V84H118V89H120V90H122V92L123 93H125V94H127V95H131V94H133V93H135L136 91H139L141 88H142V86H144V85H142L141 86V84L138 82V80ZM152 79V78H151ZM153 79H154V75H153ZM49 80H50V78H49ZM52 80H54V79H52ZM62 80V79H61ZM60 80V81H61ZM85 80V79H84ZM102 80V79H101ZM111 80V79H110ZM141 80H142V78H141ZM172 80V79H171ZM209 80V79H208ZM210 80H211V78H210ZM241 80V79H240ZM262 80H264V79H262ZM1 81V80H0ZM37 81V80H36ZM74 81V80H73ZM81 81V80H80ZM97 81V80H96ZM103 81V80H102ZM101 81V82H102ZM153 81V80H152ZM155 81V80H154ZM161 81H163V80H158L156 83L157 84H160V83H162ZM175 81H177V79H175ZM179 81V80H178ZM184 81V80H183ZM187 81V80H186ZM228 81V80H227ZM237 81H239V80H237ZM236 80H235V82H237ZM254 81V80H253ZM252 81V82H253ZM256 81V80H255ZM95 82V81H94ZM104 82V81H103ZM115 82V81H114ZM143 82V81H142ZM141 82V83H142ZM173 82V81H172ZM200 82H202V81H200ZM206 82V81H205ZM213 82V81H212ZM229 82V81H228ZM246 82H248V81H246ZM260 82V81H259ZM258 82V83H259ZM1 83V82H0ZM111 83V82H110ZM146 83H148V82H146ZM149 83H150V81H149ZM148 83V84H149ZM168 83H170V82H168ZM239 83H240V81H239ZM244 83V82H243ZM4 84V83H3ZM117 83H115V85H116ZM143 84V83H142ZM164 84V83H163ZM172 84H174V83H172ZM176 84H178V82L177 83H175V85ZM182 83H180V85H181ZM189 84V83H188ZM237 84V83H236ZM246 85H247V83H245ZM244 84V85H245ZM260 84V83H259ZM258 84V85H259ZM263 84H264V82H263ZM18 85V84H17ZM161 85V84H160ZM166 85V84H165ZM174 85V86H175ZM201 85H202V83H201ZM238 85V84H237ZM236 85V86H237ZM257 85V84H256ZM255 85V86H256ZM3 86V85H2ZM24 86V85H23ZM30 86V85H29ZM79 86V85H78ZM81 86V85H80ZM95 86V85H94ZM93 86V87H94ZM159 86V85H158ZM169 86V85H168ZM173 86V85H172ZM184 86H186V85H184ZM203 87H204V85H202ZM239 86V85H238ZM261 86V85H260ZM58 87V86H57ZM97 87V86H96ZM150 86H148L147 88H149ZM162 87H163V85H162ZM208 87V86H207ZM234 87V86H233ZM232 87V88H233ZM249 87V86H248ZM248 87H247V89H248ZM251 87V86H250ZM249 87V88H250ZM254 87V86H253ZM264 87V86H263ZM1 88V87H0ZM11 88V87H10ZM98 88V87H97ZM96 88V89H97ZM112 88V87H111ZM117 88V87H116ZM159 88V87H158ZM157 88V89H158ZM164 88V87H163ZM166 88V87H165ZM169 88V87H168ZM222 88V87H221ZM237 88V87H236ZM5 89V88H4ZM13 89V88H12ZM15 89V88H14ZM13 89V90H14ZM78 89H79V87H78ZM91 89V88H90ZM95 89V90H96ZM100 89V88H99ZM160 89V88H159ZM158 89V90H159ZM162 89V88H161ZM185 89V88H184ZM214 89V88H213ZM218 89H220V87L218 88ZM251 89V88H250ZM254 89V88H253ZM258 89V88H257ZM1 90V89H0ZM6 90H8V89H6ZM16 90H17V88H16ZM28 90V89H27ZM30 90V89H29ZM74 90V89H73ZM75 90H77V89H75ZM111 90V89H110ZM148 90V89H147ZM172 90V89H171ZM207 90H208V88H207ZM233 90H235V89H233ZM238 90V89H237ZM246 90V89H245ZM10 91V90H9ZM33 91V90H32ZM72 91V90H71ZM82 91V90H81ZM115 91V90H114ZM114 91H111V93L112 92H114ZM149 91V90H148ZM147 91V92H148ZM163 91V90H162ZM169 91V90H168ZM199 91L200 90H198V93H199ZM254 91V90H253ZM253 91H251L250 90V92L251 93H253ZM255 91H257L256 89H255ZM7 92V91H6ZM19 92V91H18ZM28 92V91H27ZM74 92V91H73ZM97 92V91H96ZM95 92V93H96ZM145 92V91H144ZM156 92V91H155ZM153 93L154 95L156 94V93ZM164 92V91H163ZM225 92V91H224ZM244 92V91H243ZM243 92H241V94L243 93ZM245 92H247V91H245ZM23 93V92H22ZM32 93H34V92H32ZM36 93V92H35ZM80 93V92H79ZM104 93V92H103ZM117 93V92H116ZM170 93V92H169ZM169 93H168V95H169ZM171 93H173V91L171 92ZM194 93V92H193ZM192 93V94H193ZM197 93V92H196ZM204 93H206V92H204ZM204 93H202V95H204ZM220 93H221V91H220ZM4 94V93H3ZM12 94V93H11ZM19 94V93H18ZM25 94H27V93H25ZM139 94V93H138ZM160 94V93H159ZM173 94H175V92L173 93ZM173 94H172V96H173ZM191 94V93H190ZM190 94H189V96H190ZM191 94V95H192ZM210 94V93H209ZM213 94V93H212ZM218 94V93H217ZM233 94H234V92H233ZM240 94V93H239ZM241 94H240V96H241ZM248 94V93H247ZM254 94V93H253ZM252 94V95H253ZM257 95H258V93H256ZM23 95V94H22ZM29 95V94H28ZM34 95V94H33ZM93 95V94H92ZM105 95V94H104ZM103 95V96H104ZM120 95V94H119ZM136 95H137V93H136ZM147 95V94H146ZM251 95V94H250ZM8 96V95H7ZM26 96V95H25ZM106 96H109V95H107L106 94ZM139 96H141L140 94H139ZM149 96V95H148ZM159 96V95H158ZM162 96V95H161ZM179 96V95H178ZM177 96V97H178ZM180 96H181V94H180ZM186 96V95H185ZM205 96V95H204ZM207 96H209V95H207ZM221 96H222V94H221ZM220 96V97H221ZM233 96V95H232ZM245 96V95H244ZM255 96V95H254ZM15 97V96H14ZM85 97H86V95H85ZM150 97V96H149ZM156 97V96H155ZM176 97V96H175ZM182 97V96H181ZM191 97V96H190ZM215 97V96H214ZM231 97V96H230ZM243 97V96H242ZM259 97H260V95H259ZM2 98V97H1ZM1 98H0V101H1ZM15 98H17V97H15ZM28 98H31V96L30 97H28ZM35 98V97H34ZM98 98V97H97ZM125 98V97H124ZM157 98V97H156ZM163 98V97H162ZM161 98V99H162ZM172 98V97H171ZM180 98V97H179ZM183 98V97H182ZM181 98V99H182ZM186 98V97H185ZM187 98H189V97H187ZM191 98H193V99H196V98H198V97H191ZM202 98V97H201ZM209 98H211V96H209ZM232 98V97H231ZM33 99V98H32ZM36 99V98H35ZM34 99V100H35ZM83 99H84V97H83ZM89 99V98H88ZM106 99H108V98H106ZM110 99H111V97H110ZM151 99V98H150ZM149 99V100H150ZM159 99V98H158ZM173 99H174V97H173ZM190 99V98H189ZM189 99H187V100H189ZM202 99H204V98H202ZM201 99V100H202ZM212 99V98H211ZM226 100L225 101H227V98H225ZM234 99H235V96H234ZM250 99V98H249ZM248 99V100H249ZM255 99V98H254ZM148 100V101H149ZM157 100V99H156ZM163 100H164V98H163ZM165 100H167L166 98H165ZM175 100V99H174ZM183 100V99H182ZM186 100V101H187ZM191 100V99H190ZM210 100V99H209ZM236 100V99H235ZM243 99H241V101H242ZM245 100L247 101V98H245ZM264 100V99H263ZM21 102H22V100H20ZM63 101V100H62ZM61 101V102H62ZM84 102H86V100H83ZM103 101V100H102ZM143 101V100H142ZM154 101H155V99H154ZM185 101V100H184ZM202 101H205V100H202ZM214 101V100H213ZM218 101H220V100H218ZM229 101H231V99L229 100ZM236 101H238V100H236ZM239 102V103H242V102ZM253 101V100H252ZM256 101V104H259V103H257V100H255ZM259 101V100H258ZM261 101V100H260ZM15 102H17V101H15ZM24 102H25V100H24ZM27 102V101H26ZM30 102V101H29ZM35 102H36V100H35ZM108 102H110V100L108 101ZM115 102V101H114ZM137 102V101H136ZM179 102V101H178ZM181 102V101H180ZM183 102V101H182ZM206 102V101H205ZM204 102V103H205ZM208 102V101H207ZM211 102V101H210ZM234 101H232V103H233ZM244 102V101H243ZM249 102V101H248ZM262 102V101H261ZM6 103H7V101H6ZM88 103V102H87ZM96 103V102H95ZM113 103V102H112ZM154 103V102H153ZM197 103V102H196ZM214 103V102H213ZM226 103V102H225ZM230 103V102H229ZM236 103V102H235ZM238 103V104H239ZM253 103V102H252ZM17 104V103H16ZM32 104V103H31ZM34 104V103H33ZM32 104V105H33ZM53 104V103H52ZM85 104V103H84ZM110 104V103H109ZM155 104V103H154ZM158 104V103H157ZM237 104V103H236ZM237 104V105H238ZM249 104V103H248ZM55 105V104H54ZM100 105V104H99ZM123 105V104H122ZM143 105V104H142ZM149 105V104H148ZM167 105H168V103H167ZM183 105H184V103H183ZM187 105V104H186ZM205 105V104H204ZM207 105V104H206ZM230 105V104H229ZM252 105V104H251ZM71 106V105H70ZM87 106V105H86ZM89 106V105H88ZM88 106H87V109L89 110V108H88ZM95 106H97V105H95ZM94 106V107H95ZM121 106V105H120ZM182 106V105H181ZM185 106V105H184ZM209 106V105H208ZM207 106V107H208ZM233 106V105H232ZM239 106V105H238ZM255 105H254V103H253V106H251V107H254ZM16 107V106H15ZM14 107V108H15ZM24 107H26V106H24ZM24 107H23V109H24ZM117 107V106H116ZM215 107V106H214ZM218 107V106H217ZM226 107V106H225ZM249 107V106H248ZM257 107V106H256ZM255 107V108H256ZM4 108V107H3ZM19 108H21V107H19ZM18 108V109H19ZM38 108V107H37ZM71 108V107H70ZM101 110H104V111H106V110H108V112L109 111H112L111 110V107L110 106H108V104L107 103H102L101 105H100V107H99ZM113 108V107H112ZM122 108V107H121ZM145 108H146V106L145 107H141L140 105L138 106L137 104L135 105V104H129L128 106H126V108L124 109V110H127V111H136V112H139V114H140V112H143L144 110H145ZM149 108V107H148ZM216 108V107H215ZM228 108H231V107H228ZM228 108H226V109H228ZM233 108V107H232ZM254 108V109H255ZM8 109H10V108H8ZM86 109V108H85ZM116 109V108H115ZM114 109V110H115ZM222 109V108H221ZM236 109V108H235ZM261 109V108H260ZM264 109V108H263ZM98 110V109H97ZM160 110V109H159ZM166 110H167V108H166ZM213 110V109H212ZM212 110H211V112H212ZM216 110V109H215ZM214 110V111H215ZM218 110H220V109H218ZM230 109H228V111H229ZM239 113L241 112L240 110H238V109H236ZM241 110H242V108H241ZM246 110V109H245ZM248 110V109H247ZM11 111H13V110H11ZM10 111V112H11ZM19 111V110H18ZM32 111V110H31ZM92 111V110H91ZM157 111V110H156ZM237 111H236V113H237ZM244 111V110H243ZM242 111V112H243ZM249 111V110H248ZM252 111V110H251ZM251 111H249V112H251ZM255 111V110H254ZM15 112H16V108H15ZM20 112H21V109H20ZM19 112V113H20ZM22 112H25V110L24 111H22ZM114 112V111H113ZM223 112V111H222ZM225 112V114H226V111H224ZM230 112V111H229ZM249 112H247V113H249ZM14 113V112H13ZM12 113V114H13ZM88 113H90V112H88ZM87 113V114H88ZM94 113H96V112H94ZM117 113H119L118 111H117ZM133 113V112H132ZM144 113V112H143ZM162 113V112H161ZM207 113V112H206ZM210 113V112H209ZM212 113H214V112H212ZM216 113V112H215ZM244 113H246V112H243V114ZM246 113V114H247ZM261 113V112H260ZM11 113H10V115H12ZM21 114V113H20ZM43 114V113H42ZM97 114V113H96ZM99 114H101V112L99 113ZM108 114V113H107ZM125 114H127V113H125ZM166 114V113H165ZM241 114V113H240ZM16 115V114H15ZM92 115V114H91ZM94 115V114H93ZM102 115V114H101ZM105 115V114H104ZM112 115V114H111ZM110 115V116H111ZM237 115V114H236ZM249 115V114H248ZM254 115V114H253ZM252 115V117H254ZM257 114H255V116H256ZM262 115H264V114H262ZM95 116V115H94ZM100 116V115H99ZM98 116V117H99ZM108 116V115H107ZM106 116V117H107ZM116 116V115H115ZM118 116V115H117ZM134 116V115H133ZM211 116V115H210ZM221 116H222V114H221ZM225 117H226V115H224ZM259 116V115H258ZM14 117V116H13ZM121 117V116H120ZM127 117H128V119L129 118H131L132 117V115H130L129 113H128V115H127ZM147 117V116H146ZM215 117V116H214ZM223 117V116H222ZM231 117V116H230ZM245 116H243V118H244ZM247 117V116H246ZM51 118V117H50ZM54 118V117H53ZM85 118H87V115H86V117ZM94 118V117H93ZM92 118V119H93ZM97 118V117H96ZM102 118V117H101ZM109 118V117H108ZM118 118V117H117ZM136 118V117H135ZM134 118V119H135ZM167 118H168V116H167ZM167 118H165V119H167ZM205 118V117H204ZM263 118H264V116H263ZM35 119V118H34ZM34 119H33V121H34ZM37 119V118H36ZM88 119H89V117H88ZM95 119V118H94ZM100 119V118H99ZM116 119V118H115ZM211 119V118H210ZM224 119V118H223ZM234 119V118H233ZM85 120V119H84ZM136 120V119H135ZM168 120V119H167ZM206 120V119H205ZM226 120V119H225ZM229 120V119H228ZM243 120V119H242ZM241 120V121H242ZM251 120V119H250ZM255 120H256V118H255ZM260 120H262V119H260ZM264 120V119H263ZM54 121V120H53ZM92 121V120H91ZM108 121V120H107ZM126 122H127V120H125ZM137 121V120H136ZM135 121V122H136ZM252 121V120H251ZM43 122V121H42ZM49 122V121H48ZM84 122V121H83ZM87 123H88V121H86ZM93 122V121H92ZM110 122V120L108 121V123ZM114 122V121H113ZM132 122H133V120H132ZM132 122H130L129 121V123H132ZM160 122V121H159ZM243 122V121H242ZM248 122V121H247ZM246 122V123H247ZM21 123V122H20ZM50 124L52 123L53 124V122H49ZM72 123V122H71ZM74 123V122H73ZM72 123V124H73ZM98 123V122H97ZM96 123V124H97ZM107 123V122H106ZM116 123V122H115ZM123 123V122H122ZM137 123V122H136ZM135 123V124H136ZM198 123V122H197ZM254 123V122H253ZM35 124V123H34ZM37 124V123H36ZM40 124H42V123H40ZM46 124V123H45ZM58 124V123H57ZM61 124H62V122H61ZM76 124V123H75ZM86 124V123H85ZM93 124V123H92ZM135 124H133V125H135ZM138 124V123H137ZM177 124V123H176ZM231 124V123H230ZM243 124V123H242ZM247 124H249V123H247ZM250 124H251V122H250ZM19 125V124H18ZM39 125V124H38ZM83 125H84V123H83ZM91 125V124H90ZM107 125V124H106ZM110 125V124H109ZM111 125H113L112 123H111ZM139 125H142V124H139ZM139 125H137L138 127H139ZM233 125V124H232ZM252 125V124H251ZM31 126V125H30ZM46 126H47V124H46ZM45 126V127H46ZM51 126H53V125H51ZM50 126V127H51ZM55 126H57L56 124H55ZM55 126H54V128H55ZM69 126V125H68ZM74 126V125H73ZM72 126V127H73ZM76 126V125H75ZM75 126H74V128H75ZM85 126V125H84ZM87 126L89 127V123L87 124ZM105 126V125H104ZM207 126V125H206ZM228 126V125H227ZM226 126V128L228 129V127ZM229 126H231V125H229ZM241 126V125H240ZM254 126V125H253ZM41 127H42V125H41ZM49 127V128H50ZM92 127H94V126H92ZM239 127V126H238ZM250 127V126H249ZM21 128V127H20ZM39 128V127H38ZM43 128V127H42ZM60 128V127H59ZM73 128V129H74ZM108 127L106 126V129H107ZM128 128V127H127ZM212 128V127H211ZM225 128V129H226ZM235 128V127H234ZM13 129V128H12ZM88 129V128H87ZM93 129V128H92ZM91 129V130H92ZM130 129V128H129ZM140 129V128H139ZM206 129V128H205ZM215 129V128H214ZM221 129V128H220ZM236 129V128H235ZM11 130V129H10ZM49 130V129H48ZM52 130V129H51ZM56 130V129H55ZM59 130H61V129H59ZM66 130V129H65ZM79 130H80V128H79ZM131 130H133V129H131ZM130 130V131H131ZM136 130V129H135ZM143 130V129H142ZM141 130V131H142ZM231 130H232V126H231ZM5 131V130H4ZM71 131V130H70ZM74 130H72V132H73ZM108 131V130H107ZM106 131V132H107ZM161 131V130H160ZM48 132V131H47ZM82 132V131H81ZM84 132V131H83ZM89 132H91L90 130H89ZM108 132H110V131H108ZM107 132V133H108ZM136 133L137 132H139L138 130L137 131H135ZM152 132V131H151ZM45 133V132H44ZM51 133V132H50ZM55 132H53V134H54ZM99 133V132H98ZM114 133H117L116 131L114 132ZM201 133V132H200ZM232 133H234V132H232ZM4 134V133H3ZM47 134V133H46ZM55 134H57V133H55ZM86 134H87V132H86ZM90 134V133H89ZM120 134V133H119ZM130 134H131V132H130ZM141 134V133H140ZM151 134V133H150ZM162 134V133H161ZM202 134V133H201ZM234 134H236V133H234ZM52 135V134H51ZM69 135V134H68ZM80 135V134H79ZM97 135V134H96ZM106 135V134H105ZM111 135H112V133H111ZM155 135V134H154ZM257 135V134H256ZM9 136V135H8ZM44 136V135H43ZM57 137H58V135H56ZM70 136V135H69ZM73 136V135H72ZM71 136V137H72ZM78 136V135H77ZM95 136V135H94ZM99 136V135H98ZM107 136V135H106ZM131 136V135H130ZM225 136V135H224ZM53 137H54V135H53ZM63 137V136H62ZM68 137V136H67ZM84 137V136H83ZM87 137V136H86ZM85 137V138H86ZM97 139H98V137L97 136H95ZM112 137V136H111ZM137 137H138V135H137ZM145 138H146V136H144ZM143 137V138H144ZM148 137V136H147ZM159 137H161V136H159ZM30 138V137H29ZM50 138V137H49ZM59 138V137H58ZM92 138V137H91ZM91 138H90V140H91ZM99 138H101V137H99ZM128 138L129 137H127V139L126 140H128ZM143 138H142V140H143ZM169 138V137H168ZM197 138V137H196ZM42 139H43V137H42ZM57 139V138H56ZM84 139V138H83ZM122 139H124V138H112V141L113 142H121V140ZM137 139V138H136ZM215 139H217V138H215ZM55 140V139H54ZM89 140V139H88ZM93 140V139H92ZM132 140H134V138H133V136H132ZM145 140V139H144ZM148 140V139H147ZM159 140V139H158ZM161 140V139H160ZM163 140H165L164 138H163ZM249 140V139H248ZM252 140V139H251ZM1 141V140H0ZM43 141V140H42ZM60 142H61V140H59ZM86 141V140H85ZM98 141H99V139H98ZM97 141V142H98ZM26 142V141H25ZM31 142V141H30ZM56 142V141H55ZM54 142V143H55ZM75 142H77V140L75 141ZM82 142H83V140H82ZM96 142V141H95ZM100 142V141H99ZM123 142V141H122ZM124 142H126L125 141V139H124ZM144 142V141H143ZM151 142V141H150ZM163 142V141H162ZM199 142H201L202 143V141L200 140ZM212 142V141H211ZM2 143V142H1ZM53 143V142H52ZM85 143V142H84ZM102 143V142H101ZM107 143V142H106ZM105 143V144H106ZM129 143V142H128ZM135 143V142H134ZM149 143V142H148ZM164 143V142H163ZM180 143V142H179ZM4 144V143H3ZM7 144V143H6ZM11 144V143H10ZM23 144V143H22ZM25 144V143H24ZM28 144V143H27ZM46 144V143H45ZM63 144V143H62ZM86 144V143H85ZM93 144V143H92ZM116 144V143H115ZM120 144V143H119ZM124 144V143H123ZM143 144H145V143H143ZM153 144V143H152ZM170 144V143H169ZM181 144V143H180ZM199 144V143H198ZM203 144V143H202ZM208 144H210V143H208ZM212 144V143H211ZM215 144V143H214ZM252 144V143H251ZM55 145V144H54ZM60 145H61V143H60ZM59 145V146H60ZM80 145H83V144H80ZM87 145V144H86ZM99 145V144H98ZM101 145V144H100ZM107 145V144H106ZM105 145V146H106ZM150 145V144H149ZM184 145V144H183ZM201 145V144H200ZM217 145V144H216ZM2 146H4V145H2ZM12 146V145H11ZM11 146H9V147H11ZM32 146V145H31ZM49 146H51L50 145V143H49ZM97 146V145H96ZM104 146V147H105ZM125 146V145H124ZM164 146V145H163ZM180 146V145H179ZM202 146V145H201ZM211 146V145H210ZM214 146V145H213ZM213 146H211V147H213ZM254 146V145H253ZM22 147V146H21ZM38 147V146H37ZM70 147V146H69ZM83 148H84V146H82ZM88 147V146H87ZM109 147H111V146H109ZM113 147V146H112ZM131 147H133V146H131ZM150 147V146H149ZM152 147H153V145H152ZM162 147V146H161ZM166 147V146H165ZM197 147V146H196ZM217 147V146H216ZM12 148H13V146H12ZM15 148V147H14ZM13 148V149H14ZM25 148V147H24ZM45 148V147H44ZM44 148H42V150H44ZM65 148H67V147H65ZM75 148V147H74ZM86 148V147H85ZM91 148V147H90ZM108 148V147H107ZM116 148V147H115ZM119 148V147H118ZM151 148V147H150ZM195 148V147H194ZM215 148V147H214ZM218 148V147H217ZM2 149H3V147H2ZM41 149V148H40ZM39 149V151H41ZM48 149V148H47ZM99 149V148H98ZM101 149H103V148H101ZM114 149V148H113ZM131 150H132V148H130ZM164 149V148H163ZM166 149V148H165ZM164 149V150H165ZM167 149H168V147H167ZM174 149V148H173ZM197 149V148H196ZM201 149H202V147H201ZM200 149V150H201ZM207 149V148H206ZM231 149H232V147H231ZM252 149V148H251ZM51 150V149H50ZM50 150H48V151H50ZM66 150V149H65ZM64 149H63V151H65ZM68 151H69V149H67ZM66 150V151H67ZM71 150V149H70ZM73 150V149H72ZM82 150V149H81ZM106 150V149H105ZM128 150H129V148H128ZM179 150V149H178ZM183 150V149H182ZM211 150V149H210ZM216 150V149H215ZM18 151V150H17ZM19 151H20V149H19ZM53 151H54V149H53ZM53 151L51 150V152L53 153ZM95 151V150H94ZM115 151V150H114ZM127 151V150H126ZM161 151V150H160ZM180 151V150H179ZM213 151V150H212ZM232 151V150H231ZM33 152V151H32ZM78 152V151H77ZM83 152V151H82ZM89 152V151H88ZM91 152V151H90ZM110 152V151H109ZM113 152V151H112ZM111 152V153H112ZM128 152V151H127ZM153 152V151H152ZM151 152V150L148 148H136L134 151H132V152H129V153H127V154H125V157H124V169L122 170L123 171V175H122V187H123V190H124V205L123 206H125V205H128L132 200L131 199H133V195H134V192L135 191H137L139 188H143L144 186L146 187L147 185L149 186V185H151L152 187H151V189H152V191H151V193L149 192V191H147V192H149L150 194V196L149 197H147V198H145V197H143V198H145V205H147L148 207H156L155 206V197H159L160 195H161V192H156L155 193V181L157 182L158 181V178H159V176H160V174H161V172H162V170L165 168V165L163 164V163H158L157 161H156V159H155V156L153 155V153ZM166 152V151H165ZM175 151H173L172 153H174ZM177 152V151H176ZM187 152V151H186ZM198 152V151H197ZM216 152V151H215ZM13 153V152H12ZM16 153V152H15ZM26 153V152H25ZM50 153V152H49ZM48 153V154H49ZM55 153V152H54ZM53 153V154H54ZM95 153H97L96 151H95ZM99 153V152H98ZM101 153H103V152H101ZM170 153V152H169ZM209 153V152H208ZM213 153V152H212ZM225 153V152H224ZM255 153V152H254ZM8 154V153H7ZM22 154V153H21ZM41 154V153H40ZM39 154V155H40ZM57 154V153H56ZM71 154V153H70ZM69 154V155H70ZM79 154H80V152H79ZM107 154H109L108 152H107ZM113 154V153H112ZM176 154V156H177V153H175ZM211 154V153H210ZM210 154H209V156H210ZM227 154V153H226ZM42 155V154H41ZM44 155V154H43ZM58 155V154H57ZM83 155V154H82ZM86 155V154H85ZM94 155V154H93ZM102 155V154H101ZM110 155V154H109ZM167 155H169V154H167ZM172 155V154H171ZM213 155V154H212ZM212 155H211V157H212ZM219 155V154H218ZM23 156V155H22ZM25 156V155H24ZM38 156V155H37ZM50 156V155H49ZM54 156V155H53ZM70 156H72V155H70ZM74 156V155H73ZM72 156V157H73ZM77 156H79V155H77ZM98 155H94V159L92 160V163L87 167V174L88 175H91V174H94L95 172H96V169H95V167L98 165V163H99V161H98V159L96 158ZM107 156V155H106ZM105 156V157H106ZM118 156V155H117ZM119 156H120V154H119ZM208 156V157H209ZM224 156V155H223ZM253 156V155H252ZM51 157V156H50ZM71 157V158H72ZM82 157V156H81ZM105 157H104V159H105ZM108 157V156H107ZM121 157H122V155H121ZM164 157V156H163ZM173 157V156H172ZM193 157V156H192ZM195 157H197V156H195ZM206 157V156H205ZM221 157V156H220ZM19 158V157H18ZM27 158V157H26ZM51 158H53V157H51ZM54 158H56L55 156H54ZM75 158V157H74ZM78 158V157H77ZM79 158H80V156H79ZM78 158V159H79ZM87 158V157H86ZM102 157H100V159H101ZM188 158H189V156H188ZM207 158V157H206ZM213 158H214V156H213ZM217 159H218V157H216ZM226 158H227V156H226ZM225 158V159H226ZM56 159H58L59 160V157L58 158H56ZM84 159H85V157H84ZM83 159V160H84ZM99 159V160H100ZM108 158H106V160H107ZM119 159V158H118ZM160 159H161V157H160ZM191 159V158H190ZM200 159H202L201 157H200ZM215 159V158H214ZM216 159V160H217ZM231 159V158H230ZM1 160H2V157H1ZM49 160H50V158H49ZM57 160V161H58ZM60 160H62V159H60ZM109 160V159H108ZM115 160V159H114ZM171 160V159H170ZM203 160V159H202ZM202 160H200V163L202 164ZM208 160V159H207ZM215 160V161H216ZM4 161V160H3ZM39 161V160H38ZM42 162H44L43 160H41ZM52 161V160H51ZM50 161V162H51ZM79 161V160H78ZM89 162H90V159L88 160ZM104 161V160H103ZM102 161V162H103ZM112 161V160H111ZM120 161H123V160H120ZM166 161V160H165ZM217 161H219V160H217ZM225 161V160H224ZM24 162H25V160H24ZM30 162V161H29ZM35 162V161H34ZM54 162V161H53ZM59 162V161H58ZM73 162V161H72ZM76 162V161H75ZM100 162H101V160H100ZM101 162V163H102ZM172 162V161H171ZM33 163V162H32ZM60 163V162H59ZM88 163V162H87ZM107 163H109V161L107 162ZM188 163V162H187ZM208 163V162H207ZM229 163V162H228ZM34 164V163H33ZM38 164H40V163H38ZM64 164V163H63ZM68 164V163H67ZM104 164V163H103ZM234 164V163H233ZM10 165V164H9ZM35 165V164H34ZM56 165H58V164H56ZM60 165V164H59ZM171 165H173V164H171ZM170 165V166H171ZM196 165H198V164H195V162H194V167L196 166ZM232 164H230V166H231ZM26 166V165H25ZM64 166V165H63ZM63 166H61V167H63ZM73 166V165H72ZM106 166V165H105ZM111 166V165H110ZM218 166V165H217ZM224 165H222L221 167H223ZM1 167V169L3 168V166H0ZM11 167H12V165H11ZM19 167V166H18ZM55 167H57V166H55ZM74 167V166H73ZM103 167V166H102ZM108 167V166H107ZM113 167V166H112ZM173 167V166H172ZM188 167V166H187ZM229 167V166H228ZM69 168V167H68ZM86 168V167H85ZM226 168V167H225ZM250 168H251V166H250ZM21 169V168H20ZM81 169V168H80ZM82 169H83V166H82ZM108 169V168H107ZM110 169V168H109ZM114 169H116V168H114ZM113 169V170H114ZM205 169H206V167H205ZM231 169V168H230ZM75 170V169H74ZM85 170V169H84ZM83 170V171H84ZM202 170H204V169H202ZM202 170H200V171H202ZM232 170V169H231ZM234 170V169H233ZM232 170V171H233ZM35 171V170H34ZM73 171V170H72ZM229 171V170H228ZM256 171V170H255ZM1 172H2V170H1ZM5 172V171H4ZM56 172V174H57V177H59V179L61 180H65L64 182H63V187H62V189L60 188V190H58L57 192H54V193H52L51 191V189H52V187H50L51 189H49V188H47V186H45L46 188H44V189H42V190H40L39 191V195L42 197V199L43 200H40L41 202L42 201H46L45 203H49L50 201H51V203L53 202H55L56 200L57 201H63V200H65V196H67L68 195V201L69 202H71V200H70V195H69V193H70V191L72 190V188H73V186H72V182L71 183H69V175H68V172H67V170H66V168H62V169H59V170H56L55 171ZM81 172V171H80ZM112 172V171H111ZM115 172H116V170H115ZM203 172V171H202ZM235 172V171H234ZM237 172V171H236ZM248 172V171H247ZM15 173H17V172H15ZM72 173V172H71ZM74 173V172H73ZM84 173V172H83ZM100 173V172H99ZM114 173V172H113ZM121 173V172H120ZM205 173V172H204ZM243 173H244V171H243ZM5 174V173H4ZM112 174V173H111ZM202 174V173H201ZM216 174V173H215ZM238 174V173H237ZM241 174V173H240ZM6 175H7V173H6ZM14 175L15 174H12V176H13V178H14ZM31 175V174H30ZM72 175V174H71ZM86 175V174H85ZM84 174H83V176H85ZM109 175V174H108ZM116 175V174H115ZM163 175V174H162ZM4 176V175H3ZM77 176V175H76ZM105 176V175H104ZM239 176V175H238ZM55 177V176H54ZM86 177V176H85ZM89 177V176H88ZM121 177V176H120ZM194 177V176H193ZM197 177V176H196ZM195 177V178H196ZM2 178V177H1ZM0 178V179H1ZM3 178H5V177H3ZM76 178H78V177H76ZM80 178H83V177H81L80 176ZM105 178H106V176H105ZM104 178V179H105ZM192 178V177H191ZM6 179V178H5ZM10 179V178H9ZM51 179H53V178H51ZM70 179H72V177L70 178ZM194 179V178H193ZM234 179V178H233ZM42 180V179H41ZM53 180H55L56 181V179H53ZM52 180V181H53ZM59 180V181H60ZM165 180H166V178H165ZM169 181H170V179H168ZM246 180V179H245ZM44 181V180H43ZM47 180H45V182H46ZM51 181V180H50ZM55 181H53V182H55ZM76 181V180H75ZM84 181V180H83ZM100 181H102V180H100ZM110 182H111V180H109ZM116 181V180H115ZM115 181H113V182H115ZM2 182H4V180L2 181ZM87 182V181H86ZM110 182H108V184H110ZM117 182V181H116ZM38 183V182H37ZM36 183V184H37ZM43 183V182H42ZM47 183H49V181H47ZM61 184H62V182H60ZM91 183V182H90ZM167 183V182H166ZM172 183V182H171ZM1 184V183H0ZM77 184H79V183H77ZM4 184H2V186H3ZM40 185V184H39ZM79 185H81V184H79ZM165 185V184H164ZM43 186V185H42ZM43 186V187H44ZM108 186V185H107ZM117 186V185H116ZM169 186V185H168ZM37 187V186H36ZM39 187V186H38ZM54 187V186H53ZM58 187V186H57ZM78 187H81V186H78ZM113 187H115V184H114V186ZM224 187V186H223ZM4 188H6V187H3V189ZM35 188V187H34ZM74 188H76V187H74ZM121 188V187H120ZM172 188V187H171ZM33 189V188H32ZM79 189V188H78ZM109 190L111 189V188H108ZM107 189V190H108ZM166 189V188H165ZM164 189V190H165ZM97 190V189H96ZM103 190H104V188H103ZM113 190V189H112ZM141 190V189H140ZM222 190V189H221ZM227 190H228V188H227ZM5 191V190H4ZM76 191H78V190H76ZM21 192V191H20ZM24 192H26L27 193V191H24ZM87 192V191H86ZM92 192V191H91ZM100 192V191H99ZM108 192V191H107ZM106 192V193H107ZM122 191H120V193H121ZM140 192V191H139ZM144 192V191H143ZM1 193V192H0ZM33 193H35V192H33ZM118 193V192H117ZM123 193V192H122ZM173 193V192H172ZM171 193V194H172ZM2 194V193H1ZM0 194V195H1ZM23 194V193H22ZM81 194V193H80ZM89 194V193H88ZM105 194V193H104ZM165 194V193H164ZM208 194V193H207ZM246 194V193H245ZM15 195H17V194H15ZM27 195V194H26ZM74 195H75V193H74ZM107 195V194H106ZM116 195V194H115ZM136 195H137V193H136ZM200 195V194H199ZM2 196V195H1ZM73 196V195H72ZM82 196V195H81ZM90 196V195H89ZM101 196V195H100ZM117 196V195H116ZM138 196V195H137ZM137 196H135V197H137ZM145 196V195H144ZM162 196V195H161ZM164 196V195H163ZM17 197V196H16ZM31 197H32V194H31ZM121 197V196H120ZM120 197H118V198H120ZM139 197H141V196H139ZM173 197V196H172ZM204 197V196H203ZM19 198V197H18ZM34 198H36V197H34ZM73 198V197H72ZM116 198V197H115ZM117 198V199H118ZM165 198V197H164ZM5 198H3L2 200H4ZM31 199V198H30ZM45 199V200H44ZM74 199V198H73ZM76 199H77V197H76ZM83 199V198H82ZM141 199H142V197H141ZM192 199V198H191ZM200 199V198H199ZM1 200V199H0ZM1 200V201H2ZM79 200H80V198H79ZM135 200V199H134ZM142 200H144V199H142ZM157 200H158V198H157ZM233 200V199H232ZM9 201V200H8ZM74 201V200H73ZM116 201V200H115ZM138 201V200H137ZM159 201V200H158ZM157 201V202H158ZM166 201V200H165ZM164 201V202H165ZM168 201V200H167ZM192 201V200H191ZM94 202L95 203H99L100 201H99V199L97 198V197H95V199H94ZM119 202H120V200H119ZM141 202V201H140ZM189 202H190V200H189ZM194 202V201H193ZM195 202H196V200H195ZM226 202V201H225ZM57 203V202H56ZM55 203V204H56ZM73 203V202H72ZM134 203V202H133ZM161 203V202H160ZM250 203V202H249ZM1 204V203H0ZM6 204V203H5ZM62 205H63V203H61ZM66 204V203H65ZM76 204V203H75ZM75 204H73V205H75ZM82 204V203H81ZM120 204V203H119ZM121 204H122V201H121ZM159 204V203H158ZM167 204V203H166ZM3 205V204H2ZM50 205V204H49ZM53 205V204H52ZM51 205V206H52ZM1 206V205H0ZM6 206V205H5ZM32 206H34L35 207V205H33L32 204ZM39 206H40V204H39ZM47 206H48V204H47ZM50 206V207H51ZM66 207H67V205H65ZM64 206V207H65ZM103 206V205H102ZM9 207H10V205H9ZM8 207V208H9ZM77 207V206H76ZM83 207L84 206H82V208L81 209H83ZM121 207V206H120ZM128 207H129V205H128ZM142 207V206H141ZM174 207H176V206H174ZM0 208H3V207H0ZM11 208V207H10ZM9 208V209H10ZM33 208V207H32ZM38 208V207H37ZM40 208V207H39ZM53 208V207H52ZM59 208V207H58ZM61 208H62V206H61ZM71 208H72V205H71ZM85 208V207H84ZM113 208H114V206H113ZM117 208V207H116ZM123 208V207H122ZM126 208V207H125ZM237 208V207H236ZM255 208V207H254ZM5 209H7V208H5ZM74 209V208H73ZM73 209H71V210H73ZM80 209V210H81ZM102 209V208H101ZM106 209V208H105ZM159 208H157V210H158ZM161 210H162V208H160ZM166 209V208H165ZM176 209H178V208H176ZM219 209V208H218ZM29 211H30V209H28ZM64 210V209H63ZM84 210V209H83ZM83 210H81V211H83ZM113 210V212L115 211L114 209H112ZM118 210H120V209H118ZM124 210V209H123ZM143 210H145L144 208H143ZM156 210V209H155ZM160 210V211H161ZM1 211V210H0ZM29 211H27V212H29ZM33 211V210H32ZM43 211H44V209H43ZM90 211V210H89ZM104 211V210H103ZM126 211V210H125ZM138 211V210H137ZM173 211V210H172ZM179 211V210H178ZM186 211V210H185ZM189 211V210H188ZM202 211V210H201ZM2 212V211H1ZM11 212V211H10ZM13 212H14V210H13ZM21 212H22V210H21ZM57 212H59V211H57ZM79 212V211H78ZM134 212V211H133ZM163 212H165V211H163ZM177 212V211H176ZM182 212V211H181ZM227 212V211H226ZM36 213L37 212H35V216H37L38 215V213H37V215H36ZM54 213V212H53ZM60 213V212H59ZM83 213V212H82ZM123 213H124V211H123ZM160 213V212H159ZM167 213V212H166ZM184 213H186V212H184ZM0 214H2V213H0ZM22 214V213H21ZM40 214V213H39ZM45 214V213H44ZM52 214V213H51ZM65 214V213H64ZM88 214V213H87ZM157 214V213H156ZM162 214V213H161ZM163 214H165V213H163ZM26 215H29V214H26ZM31 215H32V213H31ZM57 215H58V213H57ZM56 215V216H57ZM77 210H73V213L72 214H67V226H71V224H73V223H75L74 224V228H75V230H74V234L76 235V236H79V238H81V243H82V245H83V251H80V253H81V256H82V253H83V255H84V264H100L101 262H102V257H101V255L98 253V247H99V251H102V248L104 247V244H107V243H110L111 245H113V247L115 248V246L117 247V243H116V241H114V238H113V236L112 237H108V233L109 232H112V235L114 234V235H119V238H120V245L127 251V250H131V249H133L134 251L132 252V253H134L133 254V257L134 258H136L135 260H134V262H141L142 263V261H146L148 264H150V263H156L155 262V257H157V256H155V254L152 252V253H150L148 250H150L149 248L150 247H152V243H154V237L152 236V235H154L155 234V231L156 230H158L157 228H159V229H161V230H164L168 235H171L172 234V229H171V227L169 226V222H167L168 223V225L166 224V225H164V224H162V223H160L159 221H158V223H156L155 222V213H153V211H144V212H142V211H138V212H135V213H132L131 212V210L130 209H128L127 210V214H125L124 213V217H122L123 216V214H122V216H121V219H117L116 217H115V219H109V218H105L104 217V220H103V223H106V221L108 220L109 222H110V224L109 225H104V227H103V224H102V220L100 221L99 219H96V218H94V217H92V219H91V221L90 222H88L89 224L88 225H86V224H81V225H78L77 224V221H79L78 219H77ZM101 215V214H100ZM119 215V214H118ZM158 215V214H157ZM174 215H175V213H174ZM63 216V215H62ZM110 216V215H109ZM114 216V215H113ZM164 216H166V215H164ZM184 216V215H183ZM216 216V215H215ZM232 216V215H231ZM230 216V217H231ZM249 216V215H248ZM63 217H66V215L65 216H63ZM160 217H161V215H160ZM168 217H169V215H168ZM179 217V216H178ZM256 217V216H255ZM13 218V217H12ZM45 218H47V217H45ZM78 218H80L79 216H78ZM176 218V217H175ZM187 218V217H186ZM22 219V218H21ZM59 219V218H58ZM66 219V218H65ZM82 219V218H81ZM80 219V220H81ZM107 219V220H106ZM196 219V218H195ZM158 220V219H157ZM176 220V219H175ZM187 220H189V219H187ZM2 221H4L3 219H2ZM9 221H10V218H9ZM12 221V220H11ZM54 221V220H53ZM82 221V220H81ZM163 221V220H162ZM167 221V220H166ZM64 222V221H63ZM164 222V221H163ZM187 222V221H186ZM12 223V222H11ZM22 223V222H21ZM57 223V222H56ZM60 223V222H59ZM165 223V222H164ZM48 224V223H47ZM66 224V223H65ZM171 224V223H170ZM183 224V223H182ZM193 224V223H192ZM39 225V224H38ZM44 225V224H43ZM58 225V224H57ZM56 225V226H57ZM173 225V224H172ZM171 225V226H172ZM184 225V224H183ZM187 225V224H186ZM196 225V224H195ZM204 225V224H203ZM52 226V225H51ZM54 226V225H53ZM252 226V225H251ZM18 227H19V225H18ZM22 227V226H21ZM21 227H19V228H21ZM34 227V226H33ZM173 227V226H172ZM191 227H192V225H191ZM200 227V226H199ZM55 228V227H54ZM58 228V227H57ZM72 228V227H71ZM187 228V227H186ZM204 228V227H203ZM209 228V227H208ZM28 229V228H27ZM30 229V228H29ZM39 229V228H38ZM43 229V228H42ZM51 229H52V227H51ZM174 229V228H173ZM36 230V229H35ZM40 230V229H39ZM57 230V229H56ZM184 230V229H183ZM198 230V229H197ZM9 231L11 232V229H9ZM17 231V230H16ZM20 231V230H19ZM25 231V230H24ZM44 231H45V229H44ZM53 231L55 232V230L53 229ZM59 231V230H58ZM212 231V230H211ZM250 231V230H249ZM7 232V231H6ZM50 232H51V230H50ZM70 232V231H69ZM164 232V233H165ZM177 232V231H176ZM198 232V231H197ZM196 232V233H197ZM202 232V231H201ZM0 233H2V232H0ZM21 233H22V231H21ZM28 233V232H27ZM30 233V232H29ZM36 233H37V231H36ZM39 233V232H38ZM44 233V232H43ZM59 233V232H58ZM68 233V232H67ZM159 233V232H158ZM195 233V234H196ZM203 233H205V231H203ZM206 233H208V232H206ZM211 233H213V231L211 232ZM228 233V232H227ZM3 234V233H2ZM7 234H9V233H7ZM7 234H4V235H7ZM19 234V233H18ZM55 234H57V232L55 233ZM60 234H62L63 235V233H60ZM65 234V233H64ZM174 234V233H173ZM3 235V236H4ZM11 235V234H10ZM40 235H42V234H40ZM72 235V234H71ZM110 235V234H109ZM202 235V234H201ZM20 236V235H19ZM22 236V235H21ZM27 236V235H26ZM38 236V235H37ZM36 236V238H38ZM52 236V235H51ZM53 236H54V234H53ZM59 236H61V235H59ZM63 236H65V235H63ZM167 236V235H166ZM206 236V235H205ZM12 237V236H11ZM66 237V236H65ZM73 237H75V236H73ZM73 237L71 236V238L73 239ZM176 237V236H175ZM7 238V237H6ZM10 238V237H9ZM22 238V237H21ZM23 238H24V235H23ZM50 238V237H49ZM67 238V237H66ZM202 238V237H201ZM1 239V238H0ZM53 239V238H52ZM58 239V238H57ZM56 239V240H57ZM75 240H76V238H74ZM73 239V240H74ZM184 239V238H183ZM183 239L182 238H175L174 239V244L179 248V249H182L183 251H186L187 249H188V245H187V243L185 242V240L183 241ZM4 240V239H3ZM8 240V242H9V239H7ZM19 240V239H18ZM21 240H23V239H21ZM24 240H25V238H24ZM33 239H31V241H32ZM55 240V239H54ZM53 240V241H54ZM59 240V239H58ZM61 240V239H60ZM78 240V239H77ZM80 240V239H79ZM188 240V239H187ZM186 240V241H187ZM203 240V239H202ZM2 241V240H1ZM0 241V242H1ZM46 241V240H45ZM49 241V240H48ZM64 241V240H63ZM68 241V240H67ZM67 241H65V242H67ZM171 241V240H170ZM5 242V241H4ZM18 242V241H17ZM41 242V241H40ZM39 242V243H40ZM43 242V241H42ZM60 242V241H59ZM58 242V243H59ZM70 242H72V241H69V243ZM79 242V241H78ZM77 242V243H78ZM13 243V242H12ZM30 243V242H29ZM33 244L34 243H36V242H32ZM32 243H31V245H32ZM47 243V242H46ZM51 243V242H50ZM61 243V242H60ZM64 243V242H63ZM4 244V243H3ZM25 244V243H24ZM71 244V243H70ZM76 244V243H75ZM12 245H14V244H12ZM38 245H40V244H38ZM42 245H43V243H42ZM50 245V244H49ZM56 245H58V244H56ZM196 245H197V243H196ZM4 246V245H3ZM7 246V245H6ZM41 246V245H40ZM46 246V245H45ZM54 246V245H53ZM59 246V245H58ZM57 246V247H58ZM5 247V246H4ZM41 247H43V246H41ZM40 247V248H41ZM47 247V246H46ZM52 247V246H51ZM50 247V248H51ZM55 247V246H54ZM56 247V248H57ZM60 247V246H59ZM59 247H58V249H59ZM110 247V246H109ZM9 248H11V247H9ZM16 248V247H15ZM29 248V247H28ZM49 248V249H50ZM55 248V249H56ZM65 248V247H64ZM63 248V249H64ZM193 248V247H192ZM211 248V247H210ZM48 249V250H49ZM54 249V250H55ZM61 249H62V246H61ZM69 249H71L72 250V252H76V254H77V251H76V247H74L73 245H71V248H70V245H69ZM109 249V248H108ZM111 249V248H110ZM200 249V248H199ZM9 250H11V249H9ZM15 250V249H14ZM32 250V249H31ZM70 250V251H71ZM192 250V249H191ZM0 251H1V249H0ZM13 251V250H12ZM26 251V250H25ZM36 251H37V249H36ZM39 251V250H38ZM113 251V250H112ZM163 251V250H162ZM2 252V251H1ZM14 252V251H13ZM51 252H53V249H51ZM66 252V251H65ZM79 252V251H78ZM122 252H124L123 251V249H122ZM5 253V252H4ZM18 253H19V251H18ZM50 253V252H49ZM55 253V252H54ZM79 253V254H80ZM119 253H121V252H119ZM125 253H128V252H125ZM9 254V253H8ZM21 254V253H20ZM51 254V253H50ZM68 254V253H67ZM73 254V253H72ZM124 254V253H123ZM16 255V254H15ZM18 255V254H17ZM27 255V254H26ZM33 255V254H32ZM39 255V254H38ZM46 255V254H45ZM69 255V254H68ZM78 255V254H77ZM103 255V254H102ZM109 255V254H108ZM120 255V254H119ZM128 255V254H127ZM132 255V254H131ZM28 256V255H27ZM52 256V255H51ZM70 256V255H69ZM74 256V255H73ZM72 256V257H73ZM81 256H80V258H81ZM110 256V255H109ZM113 257H115V255H112ZM167 256V255H166ZM9 257V256H8ZM19 257V256H18ZM49 257V256H48ZM48 257H47V259H48ZM53 257H54V254H53ZM75 257V256H74ZM122 257V256H121ZM258 257V256H257ZM40 258V257H39ZM50 258V257H49ZM105 259H108V257L107 256H105L104 257ZM171 258V257H170ZM6 259V258H5ZM4 259V260H5ZM12 259H13V257H12ZM17 259V258H16ZM19 259V258H18ZM51 259V258H50ZM57 259V258H56ZM75 259H77L76 257H75ZM79 259V258H78ZM77 259V260H78ZM112 259V258H111ZM114 259V258H113ZM161 259V258H160ZM40 260V259H39ZM38 260V261H39ZM52 260H53V258H52ZM55 260V259H54ZM67 260H68V258H67ZM66 260V261H67ZM127 260H128V257H127ZM157 260V259H156ZM166 260V259H165ZM12 261V260H11ZM11 261L10 262H8V264H10L11 263ZM16 261V260H15ZM27 261V260H26ZM56 261V260H55ZM65 261V262H66ZM69 261V260H68ZM116 261V260H115ZM160 261V260H159ZM159 261L157 262V263H159ZM173 261V260H172ZM18 262V261H17ZM70 262V261H69ZM77 262V261H76ZM113 262V261H112ZM121 262V261H120ZM128 262V261H127ZM22 263H24V262H22ZM21 263V264H22ZM40 263V262H39ZM42 263V262H41ZM52 263V262H51ZM55 263V262H54ZM79 263V262H78ZM82 263V262H81ZM107 263H109L108 261H107ZM119 263V262H118ZM124 263V262H123ZM132 263V262H131ZM167 263V262H166ZM172 263V262H171ZM197 263V262H196ZM28 264V263H27ZM44 264V263H43ZM69 264V263H68ZM74 264V263H73ZM115 264H117V263H115ZM125 264V263H124ZM200 264V263H199ZM202 264V263H201Z\"/></svg>",
	"mask_w": 264,
	"mask_h": 264
}]
</instances>
